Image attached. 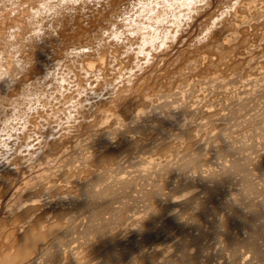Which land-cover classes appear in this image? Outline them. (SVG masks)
<instances>
[{
	"label": "bare ground",
	"instance_id": "1",
	"mask_svg": "<svg viewBox=\"0 0 264 264\" xmlns=\"http://www.w3.org/2000/svg\"><path fill=\"white\" fill-rule=\"evenodd\" d=\"M3 1V0H2ZM1 1V2H2ZM4 1H6V0H4ZM10 1V0H9ZM8 1V2H9ZM36 1V0H35ZM42 0H40V2H41ZM45 1V0H44ZM53 0H46L44 3H42L41 2V4H42V9H40V8H38L37 9V5L36 6H34V7H36V10H34L33 11V15H37V14H43V11L44 12H47V11H52V10H54L55 11V9L57 8V7H59L61 4H63V3H70V2H73V4H75L74 2H77V3H79L78 2V0H56L57 1V3L59 4H57L56 3V5H54L53 4V2H55V1H53ZM59 1V2H58ZM89 1V0H88ZM88 1L86 0V4H88ZM91 1V3H92V0H90ZM101 1V0H100ZM102 1H104V0H102ZM101 1V2H102ZM106 1H108V0H105V2ZM113 1V0H112ZM111 1V2H112ZM116 1V2H115ZM114 1V3H117L118 1L117 0H115ZM122 1V0H121ZM132 1V0H131ZM227 2H228V0H226ZM249 1V0H248ZM247 0H243V1H239V2H236V3H238L237 4V8H236V10L234 9V11L232 10V11H230V13H229V17H225L226 19H224L223 21H222V23H224V25L222 26L221 25V23H219V24H215L214 22L211 24V22H208L207 23V25H208V28H207V25H206V28L208 29V30H211V32H213L215 29H216V31H217V25H219L220 27H221V29L220 30H218V31H220V32H218V33H220V37H219V41L217 42V41H214L213 43H212V41H211V43L209 42V39H208V42L210 43L209 45H208V43L207 42H205L206 43V45L207 46H205L203 49H202V52L201 53H199V52H197V54L199 53V55H197L196 56V53H195V50L196 49H194V59L192 60V61H194V60H196V62L197 63H199L200 64V67H202L204 70H205V72L206 73H208L213 67H216V69L218 68V65H220L221 64V58L223 59L222 61H226V58L225 57H228V59L230 60H227V61H229V63H227L226 64V62H225V72H227V73H230V72H236L237 71V76H238V74H239V76L241 77V79H242V76L244 77L245 75H246V73L244 74V71L246 70V69H249V71L251 70V73L254 75L255 74V72H256V74H258L259 72H260V70H259V68H261V67H259L260 66V64H261V62L260 61H258V59H257V56H258V54H259V50H261L260 48H258V46H262V45H264V0H251L250 2H248ZM1 2H0V4H1ZM22 2V1H21ZM32 2V1H31ZM38 2V1H37ZM82 2V7L81 8H83V2L84 1H81ZM95 2H98V3H94L95 4V6H100V4H99V1H96L95 0ZM124 2V1H123ZM122 2V3H123ZM126 2H128V1H126ZM130 2V1H129ZM128 2V4H130ZM133 2H135V1H133ZM202 2H203V4H202ZM211 0H143V1H140V3L138 4L139 6H137L138 7V9H137V11H136V13H134V14H132L131 16H130V18H131V21H130V23L127 25V27H128V31L130 32V33H132V35L133 34H135L136 36H135V38H137L136 40L138 41V47H135L134 45V48H138L137 50H138V52L136 53L137 55H140V54H143V58H145L146 59V57L148 58L149 56H151V57H153L152 58V60H153V62L155 61L154 59L156 58V56L158 55V53H154V56H152L153 55V50H156L157 49V51H158V48L160 47V46H162V45H165V44H167L168 45V42H169V40L171 39V40H174V38L177 36L178 37V33H179V31L180 30H182L181 29V27H183L184 28V25H185V27H186V24H188L189 23V21L190 20H192L193 18L192 17H194V13L196 12L197 14H198V12L200 11V10H202L203 9V13H204V10H207V9H210V4L212 3L213 4V2H211ZM215 2V1H214ZM219 2V1H218ZM221 2V1H220ZM223 2V1H222ZM227 2H225V4L227 3ZM232 2H233V0H232ZM5 3V2H4ZM14 3V2H13ZM19 3V2H18ZM35 3V2H34ZM76 3V4H77ZM90 3V2H89ZM90 3V4H91ZM106 3H109V2H106ZM106 3H105V5H106ZM113 3V4H114ZM200 3V4H199ZM2 4H3V2H2ZM1 4V5H2ZM6 4V3H5ZM20 4V3H19ZM22 4V3H21ZM40 4V5H41ZM71 4V3H70ZM70 4H69V7H72L73 8V6H70ZM81 4V3H80ZM131 4H132V2H131ZM135 4V3H134ZM215 4V3H214ZM7 5V4H6ZM14 5H16V3L14 4ZM13 5V6H14ZM34 5V4H33ZM38 5H39V3H38ZM58 5V6H57ZM66 4H64V6H65ZM72 5V4H71ZM92 5V4H91ZM109 5H111V4H109ZM125 5H126V3L124 2V8H125ZM133 5V4H132ZM131 5V6H132ZM136 5V4H135ZM219 5V4H218ZM222 5H223V3H222ZM227 6L226 7H230V9L232 8V5H229V4H226ZM234 5V4H233ZM17 6V5H16ZM86 7L84 8V10L86 9L87 10V8H88V10H89V8L91 7L89 4H88V7H87V5H85ZM90 6V7H89ZM95 6H92L93 8L95 7ZM120 6H123V5H121L120 4ZM128 6V5H127ZM213 6V5H212ZM3 7V6H2ZM21 7V6H20ZM23 7V6H22ZM27 7V6H26ZM40 7V6H39ZM61 7V6H60ZM59 7V8H60ZM66 7V6H65ZM75 7H76V5H75ZM103 8H106V6L104 7V4H103V6H102ZM101 7V8H102ZM108 7V6H107ZM134 7V6H133ZM132 7V8H133ZM224 7V6H223ZM223 7H220V8H222V9H224V12H222V14H224V13H226V12H229V11H226L225 12V8H223ZM228 7V8H229ZM1 8V7H0ZM10 8V7H9ZM12 8H14V7H12ZM33 8V7H32ZM58 8V9H59ZM62 8V7H61ZM61 8H60V10H61ZM64 8V7H63ZM71 8V10L72 11H70V9L68 10L67 9V7H66V12H67V10L69 11L68 13H70L71 14V12H72V14H75V12H73V9ZM80 8V9H81ZM111 8V7H110ZM112 8L114 9V7L112 6ZM130 8V7H129ZM131 8V9H132ZM2 9V8H1ZM18 9V8H17ZM75 9V8H74ZM92 9V8H91ZM96 10H97V8H95ZM109 8H107V10H108ZM117 9H118V6H117ZM116 9V7H115V9L114 10H117ZM120 10H122L121 8H119ZM221 9V10H222ZM4 10H5V7H4ZM12 10V9H11ZM10 10V11H11ZM28 10V9H27ZM57 10V9H56ZM65 10V9H64ZM83 10V9H82ZM96 10H94V11H92L91 12V10H89V12H91L90 14H91V16H92V13L94 12L95 13V11ZM113 10V12H115ZM120 10H118V12L120 11ZM125 10V9H124ZM126 10H128V7L126 8ZM125 10V11H126ZM134 10V9H133ZM136 10V9H135ZM211 10V9H210ZM220 10V9H219ZM219 10H217V11H219ZM12 11H15V10H12ZM29 11H30V9H29ZM29 11H26L27 12V14H28V12ZM40 11H42L41 13H40ZM57 11H59V10H57ZM75 11H78V9L76 10L75 9ZM81 11V10H80ZM79 11V12H80ZM97 11H100V7H99V10H97ZM109 11V10H108ZM108 11H106V12H108ZM130 11L131 10H129L128 12L130 13ZM213 11V10H212ZM6 12V11H5ZM19 12V11H18ZM25 12V11H24ZM78 12V13H79ZM82 12V11H81ZM122 12V11H121ZM128 12H127V14H128ZM133 12V11H132ZM200 12H202V11H200ZM199 12V13H200ZM234 12V13H233ZM10 13V12H9ZM12 13H15V12H12ZM23 13V12H22ZM48 13V12H47ZM59 13V12H58ZM62 13H65V11L63 12L62 11ZM67 13V14H68ZM83 13V12H82ZM87 13V12H86ZM99 13H102V10H101V12H99ZM104 13V12H103ZM116 13V12H115ZM195 13V14H196ZM3 14H5L6 15V13H2V15ZM17 14V13H16ZM21 14V13H20ZM20 14H18V15H20ZM26 14V15H27ZM52 14V13H51ZM54 14V13H53ZM57 14V13H56ZM61 14V13H60ZM60 14H58V16L60 15ZM77 14V13H76ZM88 14V13H87ZM89 14V15H90ZM95 14H97V13H95ZM107 15H108V13H106ZM123 13H121V15H122ZM125 14V13H124ZM127 14H125L126 16H127ZM1 15V14H0ZM25 15V14H24ZM30 15H32V14H30ZM30 15H29V18H31L30 17ZM38 15V16H39ZM44 15V14H43ZM69 15V14H68ZM78 15V14H77ZM81 14H79V16H80ZM86 14H84V16H85ZM89 15H86V17H88ZM110 16H112L113 17V15H111V14H109ZM117 15H119V13L117 14ZM208 15V14H207ZM212 15V14H211ZM216 15V18L218 19V18H220L221 17V15H219V13H218V15L220 16H218L217 14H215ZM214 15V16H215ZM4 16V15H3ZM2 16V18H4L5 19V16L3 17ZM15 16V15H14ZM21 16H22V14H21ZM37 16V17H38ZM48 16H49V14H48ZM47 16V17H48ZM54 16V15H53ZM62 15H60V17H61ZM69 16H71V15H69ZM73 16V15H72ZM71 16V17H72ZM84 16H82V17H84ZM93 16H94V14H93ZM98 15H95V17H97ZM102 16V15H101ZM100 16V17H101ZM109 16V17H110ZM126 16H125V18H126ZM196 16V15H195ZM201 16V15H200ZM205 16H206V14H205ZM9 17V16H8ZM13 17V16H12ZM36 17V16H35ZM35 17H33V18H35ZM40 17V16H39ZM38 17V18H39ZM47 17H45L44 16V18L46 19ZM52 16L50 15V17H48L49 19L51 18ZM56 17V16H55ZM55 17H53V18H55ZM64 17H66V15L64 16ZM78 17V16H77ZM81 17V18H82ZM95 17H94V19H95ZM108 17V16H107ZM109 17H108V19L107 20H109ZM121 17V16H120ZM122 17H124V15L122 16ZM128 17H129V15H128ZM128 17H127V19H128ZM197 18H198V16H196ZM202 17H204L203 15H202ZM209 17V16H208ZM211 17V16H210ZM209 17V18H210ZM18 18V17H17ZM26 18V17H25ZM29 18H27V19H29ZM47 18V19H48ZM63 18V17H62ZM67 18V17H66ZM65 18V19H66ZM76 19V17H73V18H71V19ZM80 18V19H81ZM92 18V17H91ZM91 18L89 17V19H90V21H91ZM111 18V17H110ZM118 18V17H117ZM124 18V19H125ZM222 18V17H221ZM16 19V18H15ZM15 19H13V20H15ZM20 19V18H19ZM40 19H42L43 20V17L42 18H40ZM61 19V18H60ZM69 19V18H68ZM68 19H66V20H68ZM71 19H69V20H71ZM86 19V18H85ZM97 19V18H96ZM99 19H101V18H99ZM104 19H105V15H104ZM105 19V20H106ZM119 19V18H118ZM117 19V20H118ZM189 19V20H188ZM201 19V18H200ZM204 19V18H203ZM206 19V18H205ZM208 19V18H207ZM1 20L2 19H0V23H1ZM12 20V19H11ZM17 20L18 19H16L15 20V23H14V21H11V22H13L12 24H14V25H16L17 26V23L19 22V20H18V22H17ZM21 20V19H20ZM24 20V19H23ZM31 20V19H30ZM33 20V19H32ZM38 20L39 19H37L36 21L38 22ZM42 20H40V22L42 21ZM51 20V19H50ZM55 20V19H54ZM58 20V19H57ZM63 19H61L60 21H62ZM68 20V21H69ZM77 20V19H76ZM78 20H79V17H78ZM93 20V19H92ZM106 20V21H107ZM111 20V19H110ZM113 20H115V19H113ZM112 20V21H113ZM194 20H195V18H194ZM193 20V21H194ZM212 21H213V17H212V19H211ZM210 20V21H211ZM4 21V20H3ZM2 21V22H3ZM9 21V20H8ZM25 21V20H24ZM34 21V20H33ZM32 21V22H33ZM36 21H34L33 23H35ZM49 20H47V23H50L51 21H53V20H51V21H49ZM59 21V20H58ZM72 21L73 20H71L70 22H71V24L70 25H74V22H73V24H72ZM87 21V19L85 20V22ZM101 21V20H100ZM105 21V23L104 24H106L107 22ZM116 21V20H115ZM120 21V20H119ZM125 21H126V19H125ZM201 22H203L202 20H200ZM200 21H199V23H200ZM208 21H209V19H208ZM10 22V21H9ZM32 22H27V23H32ZM43 22H45V21H43ZM43 22H41V23H43ZM56 23H57V21H55ZM65 22V21H64ZM82 22H84V21H82ZM84 22V23H85ZM102 22V21H101ZM101 22H97L98 24L96 25V26H100V24H101ZM111 22V21H110ZM121 22H123V21H121ZM120 22V23H121ZM205 22H207V20L205 21ZM218 22V21H217ZM216 22V23H217ZM219 22H220V20H219ZM6 23H8V22H6ZM47 23H44L45 25L47 24ZM63 22H61L60 24H62ZM66 23V25H67V22H65ZM76 23V22H75ZM103 23V22H102ZM119 23V24H120ZM126 23V22H125ZM191 23V26H192V23L193 22H190ZM195 23V22H194ZM194 23H193V25H194ZM8 24H10V23H8ZM21 23H18V25H20ZM40 24V23H39ZM53 24L54 23H52V26H53ZM90 24V23H89ZM92 24V23H91ZM94 24H96V21L94 22ZM108 25H111V24H109V22L107 23ZM114 24H118V23H114ZM122 24V23H121ZM121 24H120V27H123V26H121ZM182 24H184V25H182ZM206 24V23H205ZM13 25V27H15ZM29 25V24H28ZM35 25H37V24H35ZM48 25V24H47ZM46 25V26H47ZM65 25V24H64ZM78 28H76V27H74L73 29H77V30H73L72 28H70L71 30L70 31H72V32H76L75 34H76V37L78 38V36H81L82 34H84V31L86 30H84V28H83V25H82V23L81 24H79V22H78ZM103 24H101V26H102ZM113 25V24H112ZM123 25H124V23H123ZM126 25V24H125ZM124 25V26H125ZM204 25V24H203ZM214 25H216L215 27H214ZM8 26V25H7ZM22 26V25H21ZM21 26L19 27V28H21ZM27 26V25H26ZM25 26V27H26ZM39 26V25H38ZM41 26H42V24H41ZM56 26V25H55ZM62 26V25H61ZM85 26H87V25H85ZM84 26V27H85ZM91 25H89V27H90ZM190 26V25H189ZM9 27V26H8ZM29 27V26H28ZM42 27H44V26H42ZM57 27H59V22L57 23ZM64 27V26H63ZM67 27V26H66ZM88 27V28H89ZM92 27V26H91ZM105 27V26H104ZM111 27H113V26H111ZM114 27H115V31L116 32H114V36L115 37H121V38H123L125 35V33H123L124 31L123 30H121V29H119V31L121 30V31H123V32H120V34L122 33V35H124L123 37L122 36H120L118 33H117V30L116 29H118V27H119V25H118V27L116 28V26L114 25ZM113 27V28H114ZM5 28V27H4ZM12 28V27H11ZM18 28V27H17ZM16 28V29H17ZM19 28H18V30H19ZM23 28H24V26H23ZM34 28H35V26H34ZM33 28V29H34ZM37 28H39V27H37ZM36 28V29H37ZM41 28V27H40ZM46 28V27H45ZM48 28V27H47ZM54 28V27H53ZM87 28V29H88ZM100 28V27H99ZM103 28V27H102ZM113 28H112V30H113ZM190 28V27H189ZM198 28H201L200 26H198ZM203 28V27H202ZM215 28V29H214ZM219 28V27H218ZM15 29V30H16ZM32 29V28H31ZM32 29V31H34ZM55 29H56V27H55ZM62 29V28H61ZM65 29V28H64ZM105 29H106V27H105ZM105 29H102V32L104 31V33L106 34V32H105ZM108 29L109 28H107V32H108V34H111V33H113V31L111 32V33H109V31H108ZM185 29V31L187 32L188 30H190V29H188V26H187V29L188 30H186V28H184ZM184 29H183V31H184ZM204 29L205 28H203V31H204ZM214 29V30H213ZM3 30V29H2ZM14 30V29H13ZM25 30V29H24ZM40 30H42V29H40ZM49 30V29H48ZM57 30V29H56ZM55 30V31H56ZM69 30V29H68ZM90 30V29H89ZM96 30L98 31L99 29H97L96 28ZM96 30H94L95 32H93L92 31V28H91V31L93 32L92 33V35L94 34V33H96ZM100 30H101V28H100ZM99 30V31H100ZM110 30V29H109ZM126 30V29H125ZM200 30V29H199ZM25 31H27V30H25ZM37 30H35L34 32H36ZM38 31H39V29H38ZM43 31V30H42ZM50 31V30H49ZM55 31L53 32V30H52V32L53 33H51V35L52 36H54L53 34L55 33ZM65 32H66V30H64ZM9 32V31H8ZM13 32H15V31H13ZM12 32V33H13ZM28 32V31H27ZM41 32V31H40ZM44 32V31H43ZM59 32H60V29H59ZM58 31H57V33L58 34H60ZM68 32V31H67ZM86 32V31H85ZM89 32V31H88ZM182 32V31H181ZM193 32V31H192ZM205 32V31H204ZM2 33V32H1ZM4 33H6V31L4 32ZM9 33H11V30H10V32ZM19 33V32H18ZM22 33V32H21ZM30 33V32H29ZM45 33V32H44ZM48 34L50 33V32H47ZM61 33H63V32H61ZM98 33V34H97ZM96 33V35H99V33L100 32H97ZM104 33H103V35H104ZM129 33V34H130ZM214 33H215V31H214ZM3 34V33H2ZM8 34V33H7ZM17 34V33H16ZM48 34L46 35V36H48ZM75 34H71L72 36L73 35H75ZM107 34V35H108ZM128 34V33H127ZM127 34H126V37H128L127 36ZM181 34V33H180ZM184 33L182 32V35H183ZM186 34V33H185ZM210 33H208V35H209ZM216 34V33H215ZM215 34H214V37L213 38H215L216 36H215ZM11 35V34H10ZM17 35H19V34H17ZM16 35V36H17ZM24 34H22V36H23ZM26 35V34H25ZM28 35V34H27ZM31 35H35V36H37L38 34L37 33H35V34H31ZM30 35V36H31ZM42 35H43V33H42ZM41 35V36H42ZM45 35V34H44ZM64 35H66V34H64ZM69 35H70V33H69ZM70 35V37L69 38H71L72 36ZM84 35H87L86 33L84 34ZM100 35H101V33H100ZM99 35V36H100ZM106 35V36H107ZM192 35V34H191ZM202 34H200V36H201ZM212 35V34H211ZM12 36H15V33H14V35L12 34ZM21 36V35H20ZM35 36H33V37H35ZM49 36H50V34H49ZM63 36V35H62ZM88 36V35H87ZM86 36V37H87ZM89 36H90V34H89ZM88 36V37H89ZM204 36H206V35H204ZM4 37V35L1 37V38H3ZM5 37H6V39L8 38L6 35H5ZM61 37V36H60ZM60 37L58 38V39H60ZM67 37V36H66ZM75 36H73L72 38H74ZM87 37V38H88ZM98 37V36H97ZM104 39H105V37L104 36H102ZM109 37V36H108ZM129 37H131V35L129 36ZM134 37V36H133ZM206 37H208V36H206ZM10 36H9V38H8V41L10 40ZM17 38V37H16ZM15 38V39H16ZM19 38H21L22 39V37H19ZM18 38V39H19ZM25 38V37H24ZM37 38V37H36ZM38 38H39V36H38ZM37 38V39H38ZM47 38V37H46ZM53 38V37H52ZM51 38V39H52ZM56 38V37H55ZM63 38V37H62ZM61 38V39H62ZM72 38H71V40H72ZM76 38V39H77ZM100 38V37H99ZM112 38V37H111ZM114 38V37H113ZM135 38H133V40L135 41ZM198 38V37H197ZM200 38V37H199ZM202 38V37H201ZM209 38V37H208ZM210 38H212V37H210ZM13 39V38H12ZM11 39V40H12ZM14 39V41L16 42V40ZM30 39H33L32 37H30ZM41 39H42V37L39 39L40 40V42H41V44H42V41H44V40H42L41 41ZM43 39H45V38H43ZM50 39V38H49ZM50 39V40H51ZM60 39V40H61ZM66 39H68V37L66 38ZM65 39V40H66ZM82 39L84 40L85 38L82 36ZM81 39V40H82ZM95 40H97L96 38H94ZM101 39V38H100ZM99 39V40H100ZM103 39V40H104ZM109 39H110V37H109ZM117 39V38H116ZM120 39V38H119ZM177 39V38H176ZM193 39V38H192ZM195 39V38H194ZM203 39V38H202ZM221 39V40H220ZM1 41L0 42H2L3 41V39H0ZM36 40V39H35ZM34 40V41H35ZM48 40V39H47ZM50 40H49V42H50ZM78 40V39H77ZM77 40H73V41H77ZM82 40V41H83ZM86 40V39H85ZM111 40V39H110ZM110 40H108L110 43H111V41ZM122 40V39H121ZM124 40H125V37H124ZM124 40H122V41H124ZM126 40H128V39H126ZM130 41L132 40V38L131 39H129ZM133 40L131 41L132 42V44H134V42H133ZM204 40H205V37H204ZM7 41V42H8ZM20 41V40H19ZM25 41V40H24ZM29 43H30V41L29 40H27ZM26 41V42H27ZM33 41V40H32ZM38 41V40H37ZM55 41V40H54ZM79 41L80 40H78V43L77 42H75L76 44H79ZM87 41V40H86ZM90 41V43H91V40H89ZM88 41V42H89ZM101 41H102V39H101ZM104 41H106L107 42V39L106 40H104ZM104 41H102V42H104ZM178 41V40H177ZM197 41V40H196ZM195 41V43H197ZM199 42H201L200 40H198ZM4 42V41H3ZM2 42V43H3ZM5 42H6V40H5ZM11 42V41H10ZM10 42H8V43H10ZM21 42V41H20ZM27 42V43H28ZM36 42V41H35ZM39 42V41H38ZM40 42H39V45H40ZM60 42V41H59ZM66 42V41H65ZM64 41H63V44L65 43ZM69 42V41H68ZM88 42H85L86 44L88 43ZM93 42V41H92ZM97 42H98V40H97ZM102 42L100 43V48L98 49V52H95V51H97V49L94 47V52L95 53H97L98 54V56L97 57H92L93 55H94V52H93V55L91 56L92 58H88L89 60H87V61H84V58H80V64H79V59H78V57H85V58H87V57H90L89 55H91V54H89L88 55V50H87V52H85V53H83V51L81 52L80 50L82 49L83 50V48H79L78 50L80 51V53H75V54H72L73 52L72 51H74V50H77V49H75V46H74V50L73 49H71L72 51H71V53H70V55L72 54V56L74 55V58L73 59H71V60H73L74 61V64L75 63H78V64H76V66H77V68L79 67L80 68V70H84L85 72H84V74H90V75H92V76H90L89 75V77L91 78V77H93L94 76V78H93V80H95V78H97L96 79V82L97 81H99L100 79H102L103 78V80L104 81H107L106 79H109V78H106V77H110L111 76V74H109L110 72V70L113 72V71H115L114 72V74L116 75V73H118V72H116L117 70H121L122 68L124 69H126L127 70V60L125 61V59H123V58H120V52L118 51V52H116V50L114 49H111V48H113V47H111L112 46V44L111 45H109V44H105V43H103V44H105V45H102ZM116 41H114V43H115ZM119 42V41H118ZM117 42V43H118ZM121 42V41H120ZM194 42V41H193ZM198 42V43H199ZM203 41H202V43H204ZM257 42H259V44L257 43ZM22 43V42H21ZM53 43V41L51 42V44ZM60 43H62V42H60ZM60 43H58L59 44V46L61 45ZM67 43V42H66ZM72 42H70V44H71ZM80 43H83V44H85L84 42H80ZM117 43H115V44H117ZM126 43H128L129 44V41L128 42H126ZM170 43V42H169ZM179 43H180V41H179ZM197 43V44H198ZM255 43H257V47L256 48H252V49H249V46H253V44H255ZM5 44H7V43H5ZM12 44H13V42H12ZM15 44V43H14ZM20 44V43H19ZM19 44H17L16 46L14 45V47L16 48ZM23 44V43H22ZM22 44H20V45H22ZM34 44V43H33ZM37 44V43H36ZM44 44V43H43ZM47 44H48V41H47ZM47 44H45V45H47ZM69 43H67V45H68ZM69 44V45H70ZM85 44V45H86ZM98 44V43H97ZM97 44H96V46H97ZM122 44H124L123 42H121V45ZM127 44V45H128ZM131 44V43H130ZM129 44V45H130ZM173 44H175L174 43V41H173ZM181 44V43H180ZM200 44V43H199ZM7 45H9L10 46V44H7ZM19 45V46H20ZM24 45V44H23ZM25 45H27V44H25ZM30 46H32L31 44H29ZM38 45V44H37ZM37 45L35 46V47H37ZM45 45H43V46H45ZM49 46H50V44H48ZM54 45H57L56 43L54 44H52V47L54 46ZM65 46H66V44H64ZM64 45L63 46H60V47H64ZM74 45V44H73ZM81 45V44H80ZM79 45V46H80ZM84 45V46H85ZM90 45V44H89ZM94 45V44H93ZM118 45V44H117ZM127 45L126 44H124L123 46H122V48H121V50L122 49H124V50H126L125 48H123L124 46L127 48ZM128 45V46H129ZM136 45V44H135ZM181 45H183V42H182V44ZM2 46V45H1ZM1 46H0V49H1ZM48 46V47H49ZM58 46V47H59ZM83 46V45H82ZM83 46V47H84ZM88 46V45H87ZM95 46V45H94ZM110 46V47H109ZM120 46V45H119ZM166 46V45H165ZM175 46V45H174ZM178 47H179V44L177 45ZM184 46V45H183ZM186 46V45H185ZM188 46V45H187ZM255 46V45H254ZM4 47V46H3ZM5 47H7V46H5ZM5 47H4V49H5ZM11 47H13V46H10V48ZM13 47V48H14ZM39 47V46H38ZM48 47L46 46V48H47V50H48ZM52 47H50V48H52ZM68 47V46H67ZM70 47V46H69ZM77 48H78V45L76 46ZM90 47V46H89ZM89 47H87V48H89ZM91 47H92V45H91ZM99 47V45L97 46V48ZM129 47H131V45L129 46ZM128 47V48H129ZM182 47V46H181ZM189 47V46H188ZM219 47H221L222 49H223V51H221V50H219V49H217V51L218 52H222V53H220L219 55H218V52H217V56H215L216 55V52H215V54H214V57H213V55L211 56V54L212 53H214L213 51H215V48H219ZM20 48H22L21 46H20ZM29 48V47H28ZM31 48V51H33L32 50V47H30ZM43 47H41V49H42ZM45 48V47H44ZM45 48V49H46ZM53 48H55V47H53ZM61 48V49H62ZM114 48H115V45H114ZM133 48V47H132ZM161 48V47H160ZM168 48V47H167ZM183 48V47H182ZM194 48V47H193ZM196 48V47H195ZM200 48V47H199ZM264 48V47H263ZM3 49V48H2ZM1 49V51H2V54H3V51H7V50H2ZM8 49V48H7ZM24 49V48H23ZM23 49H22V51H23ZM33 49H34V47H33ZM45 49H44V51H45ZM56 49H58V48H56ZM56 49H54V50H56ZM60 49V48H59ZM60 49V50H61ZM66 48H64V50H65ZM85 49H86V47H85ZM90 49L91 48H89V52H90ZM96 49V50H95ZM116 49L118 50V48L116 47ZM164 49V48H163ZM163 49H162V51H163ZM169 49V48H168ZM172 49V48H171ZM171 49H169V50H171ZM176 49V48H175ZM186 49V48H185ZM190 49V48H189ZM214 49V50H213ZM11 50V53H12V49H10ZM18 50V48L16 49V50H14V51H17ZM20 50V49H19ZM19 50H18V52H19ZM36 50V49H35ZM67 50H68V48H67ZM66 50V51H67ZM70 50V49H69ZM77 50V51H78ZM120 50V51H121ZM128 50V49H127ZM133 50H135V49H132V51ZM137 50H135V52L137 51ZM167 50V49H166ZM165 49H164V51H166ZM168 50V51H169ZM177 50H179L178 48H177ZM182 50V52H183V49H181ZM188 50V49H187ZM199 50V49H198ZM204 50V51H203ZM22 51H21V53L19 54H14V55H21V54H24V53H22ZM25 51H26V48H25ZM27 51H28V49H27ZM37 51H39L38 49H37ZM130 51H131V49H130ZM131 51V52H132ZM161 51V52H162ZM167 51V52H168ZM173 51V50H172ZM189 51V50H188ZM209 51H212V53H209ZM262 51V53L264 52L263 51V49L261 50ZM29 53H30V51H28ZM40 52H41V50H40ZM39 52V54L41 55V53ZM43 52V51H42ZM47 52V51H46ZM58 53H59V51H57ZM68 52V51H67ZM74 52H76V51H74ZM129 52V51H128ZM134 52V51H133ZM155 52V51H154ZM175 52V51H174ZM182 52H180L181 54H183ZM191 52V51H190ZM189 52V53H190ZM4 53H6V52H4ZM8 54H9V51L7 52ZM6 53V54H7ZM10 53V54H11ZM32 53V52H31ZM35 53L36 52H34L33 54L35 55ZM56 53V51L54 52V54ZM61 53H63V52H61ZM60 53V54H61ZM87 53V54H86ZM164 53V52H163ZM169 53V52H168ZM167 53V54H168ZM176 53V52H175ZM174 53V54H175ZM178 54H179V52H177ZM186 53H187V51H186ZM262 53H260V54H262ZM26 54V53H25ZM28 54V53H27ZM37 54V53H36ZM38 54V55H39ZM44 54H46V53H44ZM49 54H50V52H49ZM64 56L66 57V55H67V53H65V51H64ZM124 54V53H123ZM126 54H127V52H126ZM162 54V53H161ZM171 54V53H170ZM188 54V53H187ZM186 54V55H187ZM191 54L192 53H190V57H191ZM259 54V55H260ZM14 55H12V56H14ZM31 55V54H30ZM29 55V56H30ZM46 55H48V54H46ZM63 55V54H62ZM69 55V54H68ZM70 55H69V57H70ZM136 55V56H137ZM163 55V54H162ZM166 55V54H165ZM11 56V55H10ZM9 56V57H10ZM42 56V55H41ZM41 56H36V57H41ZM50 56V55H49ZM58 57H59V55H57ZM123 56V55H122ZM125 56V55H124ZM123 56V57H124ZM127 57H128V54L126 55ZM133 56V55H132ZM134 56H135V53H134ZM177 56V54L175 55V60L174 59H172L173 58V55H172V58H170L171 60V63H172V60H174V62L173 63H175V62H178L177 61V59L176 58H178V59H180V57L178 56V57H176ZM262 56V60H263V56H264V54L263 55H261ZM1 58H3L4 59V55L3 56H0ZM8 57V58H9ZM15 57V56H14ZM35 56H34V58H36ZM47 57V56H46ZM53 57H54V59H57L56 58V56H54L53 55ZM52 57V58H53ZM127 57H124V58H127ZM155 57V58H154ZM166 57V56H165ZM165 57L163 58V59H165ZM183 57H184V55H183ZM189 57V56H188ZM17 59H18V57H16ZM15 58V62L17 61V59ZM21 58H22V56H21ZM30 58L32 59H29L30 61H33V57H31L30 56ZM49 58H51V57H48V59ZM61 58V57H60ZM131 58V55H130V57L129 58H127L128 60ZM134 57H132V59H133ZM143 59L142 58V56H140V57H138V58H134L135 59V61H136V59ZM150 58V57H149ZM147 59V60H149L150 61V59ZM162 58V57H161ZM167 58H169V57H167ZM167 58H166V60H167ZM193 58V57H192ZM192 58H190V59H192ZM225 58V59H224ZM258 58H261V57H259L258 56ZM6 59V58H5ZM26 59H28V58H26ZM42 59V58H41ZM47 59V58H46ZM46 59H44V60H46ZM66 59H67V57L65 58V61H66ZM82 59V60H81ZM132 59L130 60V61H132ZM163 59H162V61H163ZM188 59V58H187ZM7 61H8V59H6ZM6 60H5V65H6ZM11 60H13V59H10V64H8L9 66H7L6 68L4 67V65H0V67L1 66H3V71L5 72V69L6 70H10V72H12L11 70H13L14 68H16L15 66H16V64L18 63V64H21V62H24V61H26V60H22L20 63L19 62H17V63H15V66L12 64V61ZM21 59H19V61H20ZM40 60V59H39ZM44 60H41L40 62H42V61H44ZM50 60V59H49ZM52 60V59H51ZM58 60V59H57ZM60 60V59H59ZM61 60H63V59H61ZM60 60V61H61ZM70 60V61H71ZM147 60H146V63H148L147 62ZM159 60V59H158ZM180 60H182V59H180ZM184 60V59H183ZM261 60V61H262ZM0 61H3V60H1L0 59ZM47 61V60H46ZM68 61H69V58H68ZM142 62V61H145V60H138V61H136V62H138V64H139V62ZM168 61V60H167ZM9 62V61H8ZM29 62V61H28ZM27 61H26V65L28 64L29 65V63H28ZM38 62V61H37ZM63 62H64V60H63ZM72 62V61H71ZM71 62H69V66H70V64H71ZM126 62V63H125ZM161 62V61H160ZM183 62V61H182ZM195 62V61H194ZM264 61H262V65L264 64L263 63ZM1 63H3V62H1ZM52 63V62H51ZM55 63V62H54ZM56 63H58V62H56ZM56 63L54 64V65H56ZM59 63H61V62H59ZM58 63V64H59ZM73 63V62H72ZM143 63H145V62H142V64ZM162 63V62H161ZM163 63H164V61H163ZM170 62H168V64H169ZM179 63L181 64V62L179 61ZM190 63H191V61L189 62L188 60H187V62L185 63H183L182 64V66H181V70H182V72H181V74L183 73V71H186V69H188L187 70V72H186V74H188V75H194V74H196L194 71L196 70L197 71V69H195V68H193L194 67V64H193V66L192 65H190ZM18 64H17V67H18ZM25 64V63H24ZM31 64H32V62H31ZM42 64H44V63H42ZM46 64V63H45ZM47 64H48V61H47ZM50 64V63H49ZM47 65V67L48 66H50V65ZM63 63H61L60 65H62ZM65 64H66V62H65ZM130 64V62L128 61V65ZM132 64H133V62H132ZM136 64V63H135ZM138 64H136V65H138ZM153 63H150V66L152 65ZM157 64H158V62H157ZM165 64H167V62L165 63ZM25 65V67L26 68H28L29 69V67L28 66H26ZM73 65V64H72ZM112 65L114 66L113 68H111L112 67ZM125 65L127 66V67H125ZM140 65V64H139ZM138 65V66H139ZM145 65V64H144ZM146 65H148V64H146ZM145 65V66H146ZM159 65V64H158ZM223 65H224V63H223ZM30 66V65H29ZM34 66H38V65H35V59H34V64H33V67ZM52 66V65H51ZM63 66V68H62V71L61 72H63V69H64V65H62ZM66 66V65H65ZM68 66V64H67V67H66V69L69 67ZM74 66V65H73ZM111 66V67H110ZM133 66V65H132ZM137 66V67H138ZM141 66V65H140ZM149 66V67H150ZM153 66V65H152ZM155 66V65H154ZM160 66L162 67V66H164V64L162 65V64H160ZM160 66H158V68L160 67ZM167 66V65H166ZM171 65H169V67H170ZM174 66H176V64H174ZM197 66H199V65H197ZM222 66V65H221ZM22 67V66H21ZM21 67H19V68H21ZM24 66H23V68L22 69H24L25 68ZM44 67V66H43ZM60 67V66H59ZM117 67H119V69L117 68ZM148 66H146V68H145V70L146 69H150ZM156 67V66H155ZM165 67V66H164ZM168 67V68H169ZM179 67V66H178ZM263 67H264V65H263ZM262 67V68H263ZM5 68V69H4ZM18 68V69H19ZM36 68V67H35ZM52 68V73L54 72L53 70H55L56 68H57V66L55 67V69L53 68V67H51ZM77 68H75V69H77ZM78 68V69H79ZM129 68V67H128ZM131 68V67H130ZM129 68V69H130ZM143 68V67H142ZM142 68H140V69H142ZM157 68V69H158ZM171 69H172V67H170ZM170 68H169V70H170ZM180 68V67H179ZM179 68H177V69H179ZM261 68V69H262ZM31 69V68H30ZM41 69H43V68H40L39 70H41ZM59 69V68H58ZM73 69H74V67H73ZM74 69V70H75ZM117 69V70H116ZM128 69V70H129ZM134 69V68H133ZM139 68H137V70H138ZM140 69L137 71L136 69H134V70H136L137 72H139L140 71ZM154 69V68H153ZM160 69H162V68H160ZM167 71L166 72H169L168 71V69H167V67L165 68ZM173 69H174V67H173ZM172 69V70H173ZM176 69V70H177ZM203 69H200V70H203ZM219 69V68H218ZM224 69V68H223ZM0 70H2V67L0 68ZM38 70V71H39ZM44 70H49V69H47L46 67H45V69ZM65 70V69H64ZM69 70V69H68ZM126 70H124V71H126ZM130 70H132V68L130 69ZM150 70H152V67H151V69ZM156 70V69H155ZM154 70V71H155ZM172 70H170V71H172ZM175 70V69H174ZM173 70V71H174ZM194 70V71H193ZM259 72H258V71ZM7 71V72H8ZM42 71V70H41ZM57 70H55V72L54 73H56L55 74V76L57 75V72H56ZM60 71V70H59ZM77 71V70H76ZM81 71V72H82ZM121 71H123V70H121ZM120 71V73H122ZM149 71V70H148ZM165 71V70H164ZM180 71V70H179ZM179 71H178V73H179ZM216 71H218L219 72V70H216ZM1 72L2 71H0V74H1ZM14 72V71H13ZM16 72H17V70H16ZM24 72H26V71H24ZM24 72L22 71V73L24 74ZM30 72H31V70H30ZM33 72V71H32ZM35 72H36V70H35ZM43 72V71H42ZM45 72V74L48 72V73H50V75H52V73L51 72H49V71H44ZM69 72H70V70H69ZM68 72V73H69ZM72 72H74V71H72ZM80 71H78L77 72V74L79 73ZM127 73H128V71H126ZM125 72V73H126ZM143 72V71H142ZM142 72H141V74H140V76L142 75ZM147 72V71H146ZM150 72V71H149ZM149 72L147 73V75L149 74ZM152 72V73H151ZM150 73L151 74H153V71H151ZM155 72H158V71H155ZM161 72V71H160ZM159 72V73H160ZM165 72V73H166ZM202 72V71H201ZM204 72V71H203ZM221 72V71H220ZM240 72V73H239ZM248 72V71H247ZM263 72V71H262ZM6 73V72H5ZM18 73V72H17ZM17 73H15L14 72V74L15 75H17ZM27 73L29 74V72L27 71ZM38 73V72H37ZM48 73L46 74V76H48ZM68 73L66 72V74L68 75ZM125 74V75H123V76H126V75H128V74ZM135 73V72H134ZM165 73L163 74V76L165 75ZM185 73V72H184ZM183 73V74H184ZM197 73H198V71H197ZM199 73H200V71H199ZM213 73V72H212ZM251 73H249V74H251ZM7 74H9V72L8 73H6V76H7ZM19 75H20V69H19V73H18ZM27 74V75H28ZM31 74V73H30ZM29 74V75H30ZM35 74V73H34ZM39 74V73H38ZM44 74V75H45ZM63 74H64V72H63ZM66 74H65V78L67 77L66 76ZM80 74V73H79ZM82 74H83V72H82ZM94 74V75H93ZM158 74V73H157ZM157 74L155 75V73L153 74V75H155V76H157ZM168 74V73H167ZM166 74V77L164 76V77H162V79H163V82H164V79L165 80H167L168 81V79H167V77L169 76H171V75H173L172 73H170L169 75H167ZM175 74H176V72H175ZM180 74V73H179ZM177 75V76H180V75ZM186 74H184L185 76L184 77H186ZM203 74V73H202ZM209 74V73H208ZM222 74H224V72L222 73ZM226 74V73H225ZM249 74H247V75H249ZM261 74V73H260ZM2 75H5V74H2ZM9 75H11V74H9ZM9 75L7 76V77H9ZM28 75V76H29ZM33 77H34V75H33V73L31 74ZM69 75H73L74 76V74H69ZM68 75V76H69ZM108 75H110V76H108ZM113 75V74H112ZM115 75H113L114 77H115ZM118 75V74H117ZM133 75V74H132ZM132 75H131V77H132ZM137 75H138V73L136 74V75H134L133 77L135 78H132V79H134L133 81H135L136 80V77H137ZM160 75V74H159ZM158 75V76H159ZM175 75V76H176ZM197 75V74H196ZM201 74H198L197 76L199 77ZM205 74H203L202 76H203V79H204V76ZM210 75V74H209ZM214 75V74H213ZM229 76H230V74H228ZM252 75V76H253ZM262 75H263V73H262ZM262 75H260V76H262ZM21 76V75H20ZM24 76H26L25 74H24ZM23 75H22V77H24ZM38 76H40V75H38ZM41 76H42V73H41ZM53 77H55L54 75H52ZM58 77H59V75H57ZM60 76H62V74L60 75ZM73 76H72V78H73ZM75 76H76V72H75ZM75 76H74V78H73V80H75ZM78 76H81V74L80 75H78ZM77 76V77H78ZM120 76V78H121V76H122V74H120L119 75ZM118 76V77H119ZM123 76H122V78H123ZM129 76H130V73H129ZM136 76V77H135ZM143 76V75H142ZM144 76H146V75H144ZM144 76H143V78H144ZM152 76V75H151ZM157 76V77H158ZM161 76H162V74H161ZM183 76V75H182ZM195 76V75H194ZM196 76V77H197ZM229 76H228V78H229ZM234 76V75H233ZM249 76H251V75H249ZM248 76V77H249ZM257 76V75H256ZM264 76V75H263ZM14 77V76H13ZM16 77V76H15ZM14 77V78H15ZM18 77V76H17ZM16 77V78H17ZM27 77V76H26ZM49 77H51V76H49ZM48 77V79H50ZM62 77H64V76H62ZM82 77V76H81ZM80 77V78H81ZM87 77V76H86ZM101 77V78H100ZM131 77L129 78V79H131ZM147 77V76H146ZM157 77H155V78H157ZM168 77V78H169ZM189 76H187V78H188ZM207 77V76H206ZM209 77V76H208ZM234 77H236V74H235V76ZM240 77H236V79L235 78H231L229 81L228 80H224V79H222V81L224 82H222V81H220V82H218V81H216V83L215 82H213L212 80H211V82H213V83H215V88H217L218 87V89H220V88H225V85H226V83H225V81H228V82H230L231 84L232 83H235V82H237V80L240 78ZM259 77V76H258ZM1 78V77H0ZM4 79L6 78L5 76L3 77ZM10 78H12V76L10 77ZM15 78V79H16ZM18 78H21V77H18ZM30 79L32 78V77H29ZM28 78V79H29ZM35 78V77H34ZM39 78V77H38ZM43 78V80L44 79H46L44 76L42 77ZM55 78H57V77H55ZM71 78V79H72ZM80 78H78V79H80ZM82 78H85V75L82 77ZM81 78V79H82ZM89 78V79H90ZM110 78H112V77H110ZM128 78H126V79H128ZM138 78V77H137ZM154 78V79H155ZM160 78V77H159ZM171 78V77H170ZM172 78H174V76L172 77ZM171 78V79H172ZM175 78H177V77H175ZM187 78H185L183 81H185L186 82V79ZM190 78V77H189ZM192 78H195V77H191L190 79H192ZM212 78V77H211ZM218 78V77H217ZM245 78V77H244ZM4 79H2L3 81H4ZM8 79V78H7ZM13 79V78H12ZM14 79V80H15ZM23 79V78H22ZM27 79V80H28ZM41 79V78H40ZM39 79V80H40ZM47 79V80H48ZM59 79H60V77H59ZM56 80V81H53V84L54 85H57V84H55L54 82H57V81H60V80ZM64 79V78H63ZM69 80H71L70 79V77L68 78ZM77 79V78H76ZM77 79V80H78ZM80 79V81L82 82V80ZM86 79V78H85ZM84 79V80H85ZM88 79V78H87ZM146 79V78H145ZM151 79L153 80V78L151 77ZM150 79V76H149V80H151ZM171 79H170V81H171ZM178 79V78H177ZM198 79V78H197ZM201 79V78H200ZM241 79H240V82H241ZM2 80L0 81L1 83H2ZM26 80V81H27ZM51 80H52V77H51ZM51 80H49V83H47V85L49 84V85H51L52 83H50V81ZM54 80V79H53ZM66 79H64V81H65ZM73 80H71L72 82L71 83H69L70 85H71V87H72V83H74L73 82ZM76 80V81H77ZM92 80V79H91ZM91 80H89L90 82H91ZM103 80H100V82H102ZM115 80H117V82L115 81ZM115 80H113V81H115V84H117L118 85V83L120 82V80H121V82H122V84H126V82L127 81H125V79H119V78H117L116 77V79ZM119 80V81H118ZM141 80H142V77H141ZM140 79L138 80L137 79V81H141ZM148 80V79H147ZM148 80V81H149ZM202 80V79H201ZM209 80V79H208ZM217 80V79H216ZM17 81H20V80H18L17 79ZM25 81V80H24ZM25 81V82H26ZM37 81V80H36ZM41 81H42V79H41ZM40 81V82H41ZM75 81V82H76ZM80 81H77V84L78 85H80L81 86V82ZM109 81V80H108ZM107 81V82H108ZM112 81V82H113ZM124 81V82H123ZM133 81L131 80V82L130 83H128L127 84V87H131V85H129V84H132L133 83ZM142 81H144V80H142ZM148 81H146V82H148ZM156 81H159V80H156ZM155 81V82H156ZM175 81H177V80H175ZM174 80H173V82H175ZM247 82H241V85H242V87H244L242 90H239V87L237 88V90H238V93H240L239 95H241V93L244 91V92H246L245 94H244V92L242 93V96H241V98L243 97V95L245 96L248 92H250V94L251 93H253L254 91H256L254 88V90H253V92H251V89H252V87L255 85V86H257L258 85V87L259 88H257V90L259 89V93H260V95H262V96H264V77H259L258 79H252V80H246ZM249 81V82H248ZM5 82H7V81H5ZM5 82H3V83H5ZM28 82V81H27ZM30 82H33L32 84L34 85V82L35 81H32V80H30ZM39 82V83H40ZM43 83H44V81H42ZM45 82H46V80H45ZM48 82V81H47ZM67 82V81H66ZM65 82V83H66ZM95 82V83H96ZM161 82V81H160ZM166 82V81H165ZM179 82V81H178ZM178 82H177V84H178ZM182 82V81H181ZM188 82H190V81H188ZM187 82V83H188ZM197 82H199L198 80H196V83ZM2 83V84H3ZM12 84V82H11V80H10V82H9V79H8V83H5L7 86H8V84ZM16 83V82H15ZM17 83H19V82H17ZM29 83V82H28ZM35 83H38V82H35ZM84 83H86V80L84 81ZM88 83V82H87ZM99 83V82H98ZM103 83H105V82H103ZM103 83H102V85H103ZM141 83V82H140ZM139 83V84H140ZM144 83V82H143ZM151 83H154V82H149V83H146V85L147 84H151ZM172 83V82H166V83H164V84H161L160 86L161 87H166L167 86V89H170V90H172L171 88H169V85ZM176 83V82H175ZM174 83V84H175ZM184 83V82H183ZM187 83H184V84H187ZM194 83H195V81H194ZM193 83V84H194ZM195 83V84H196ZM200 83H203V81H201ZM206 83V82H205ZM218 83V84H217ZM23 83H22V80H21V86H23L22 85ZM26 84V83H25ZM31 84V83H30ZM31 84V85H32ZM45 84V83H44ZM68 84V85H69ZM76 84V83H75ZM76 84V85H77ZM88 84H90V83H88ZM110 85H111V81H110V83H109ZM113 84V83H112ZM136 83H133V85H135ZM142 84V83H141ZM140 84V85H141ZM157 84H159V83H157ZM176 84V85H177ZM183 84V85H184ZM207 84V83H206ZM210 84V83H209ZM212 84V83H211ZM228 84V83H227ZM14 84H12V86H13ZM29 84H27V86H28ZM30 85V86H31ZM36 85V84H35ZM40 85H41V83H40ZM46 84H45V86H47ZM54 85L53 86H51V88L53 87L54 88ZM60 85V84H59ZM86 85V84H85ZM85 85H82V87L84 86V87H90L91 88V84L90 85H87V86H85ZM96 84H94V91H96L95 90V87L96 88H98L99 86V84L98 85H96ZM105 85H107L106 83H105ZM104 85V86H105ZM109 85V86H110ZM120 85V84H119ZM129 85V86H128ZM138 85V84H137ZM140 85H138L137 87V89H139V86ZM145 84L143 85V87L144 86H146ZM153 84H151V86H152ZM155 85H156V83H155ZM172 85H173V83H172ZM171 85V86H172ZM180 85V84H179ZM235 85V84H234ZM250 85H253V86H251V88H245V87H248V86H250ZM1 86V85H0ZM7 86H6V88H7ZM12 86H8V88L9 87H11L10 89H14V86H13V88H12ZM18 86H20L19 84H18ZM20 86V87H21ZM27 86H23L24 88L26 87L27 88ZM42 86V85H41ZM58 86V85H57ZM57 86H56V89H58L57 88ZM60 86H62V84L60 85ZM59 86V87H60ZM63 86H64V82H63ZM66 86V89H67V84L65 85ZM73 86H75L74 84H73ZM80 86H78V88L80 89ZM98 86V87H97ZM103 86V87H104ZM108 86V87H109ZM115 87V85L113 84V85H111L110 87ZM122 85H120V87H118V86H116V87H118V90H119V88H121V90H123L122 89V87L124 86H122ZM126 86V85H125ZM136 86V85H135ZM147 86H149V85H147ZM150 86V87H151ZM173 86H175V85H173ZM178 86V85H177ZM175 86V89L177 90V88L178 87H181V86ZM194 86V85H193ZM203 86V85H202ZM201 86V87H202ZM204 86H205V84H204ZM217 86V87H216ZM228 85H226V87H227ZM237 86V85H236ZM2 87H3V85H2ZM1 87V88H2ZM29 87V86H28ZM37 88H38V86H36ZM48 87V86H47ZM71 87H70V89H71ZM83 87V88H84ZM87 87V88H88ZM93 87V86H92ZM101 87V86H100ZM99 87V88H100ZM102 87V88H103ZM106 87V86H105ZM104 87V88H105ZM108 87L105 89L106 90V92H108L109 91V93H107V96L108 97H110L111 96V93H112V91L109 89L108 90ZM115 87V88H116ZM127 87H125V88H127ZM157 87H158V85H157ZM156 87V88H157ZM161 87H160V89H161ZM163 87V88H164ZM189 88L188 89H190V90H188V91H190V93L189 94H187V96H185V98L186 97H188L189 95H191L193 98H194V96L195 95H192V93H194L195 94V92L196 93H199V92H197V90L196 89H198V88H190L191 86H188ZM197 87V86H196ZM208 87H210V86H208ZM208 87H206L207 89H208ZM214 87V86H213ZM220 87V88H219ZM231 87V86H230ZM241 87V88H242ZM22 88V87H21ZM21 88H19L18 90H20ZM31 88H33L34 90H35V88H34V86L33 87H31ZM31 88H29V89H31ZM52 88V89H53ZM65 88V87H64ZM63 87H62V89L61 88H59V89H61V90H63L64 89ZM83 88H81V90H83ZM90 88H88V89H90ZM124 88V87H123ZM134 88V87H133ZM141 88H142V86H141ZM146 88V87H145ZM144 88V89H145ZM182 88L183 87H181V91L180 92H184V91H182ZM185 88H187V86H185ZM184 88V89H185ZM200 88V87H199ZM212 88V87H211ZM4 89V88H3ZM2 89V90H3ZM29 89H27V90H29ZM32 89V90H33ZM43 89V88H42ZM44 89H46V91H47V89L48 88H44ZM43 89V90H44ZM50 89V88H49ZM48 89V90H49ZM55 89V88H54ZM55 89V90H56ZM59 89H58V91H59ZM72 89H74L75 90V88L74 87H72ZM79 89H76V90H79ZM88 89H87V92H86V88H85V91L83 90V93L85 92L86 94H88L89 95V97L91 98V96H93V95H91L92 93L93 94H95V93H97L98 92V90L94 93L93 92V90H91L90 92L88 91ZM114 89V88H113ZM136 89V88H135ZM151 88H149V90H150ZM159 89V90H160ZM165 89V88H164ZM164 89H163V91H164ZM166 89V90H167ZM174 89V88H173ZM180 89V88H179ZM183 89V90H184ZM192 89H195V90H192ZM203 89V88H202ZM202 89H199V91H201ZM217 89V90H218ZM1 90V91H2ZM17 90V91H18ZM22 90V89H21ZM27 90H22V92L20 93H17L16 92V94H20V97H21V99L19 98V100H21V102L23 103V101H25L24 102V104H26V103H29V101L27 102V100H30L31 99V97L33 96L32 94L35 92L36 93V91H38L39 90V88L36 90V91H33L32 92V90H30V91H27ZM40 90H41V88H40ZM51 90V89H50ZM60 90V91H61ZM74 90H73V92H74ZM75 90V91H76ZM80 90V91H81ZM100 90V92L103 90L104 91V89H102L101 90V88L99 89ZM108 90V91H107ZM117 91V88L116 89H114V94H115V92ZM128 90H129V88H128ZM127 90V91H128ZM130 90H132L131 88H130ZM129 90V91H130ZM142 90H143V88H142ZM146 90H148V87L146 88ZM148 90V91H149ZM187 89H185V91H186ZM212 90V89H211ZM215 90V89H214ZM228 90V89H227ZM237 90H233L234 92H237ZM1 91H0V93H1ZM54 91V90H53ZM64 91L66 92V90L64 89ZM63 91V92H64ZM68 91V93L70 92L69 91V89L67 90ZM135 91V90H134ZM137 91V90H136ZM140 91V90H139ZM150 91H153V90H150ZM157 91V93H158V90H156ZM162 90L160 91V92H162V93H165V92H163ZM173 91V90H172ZM192 91H195V92H192ZM207 91V90H206ZM209 91V93H210V90H208ZM213 91V90H212ZM220 91V90H219ZM219 91H217V92H219ZM223 91V90H222ZM239 91H242V92H239ZM9 92H10V90H9ZM30 92H32V93H30ZM45 92V91H44ZM52 92V91H51ZM55 93H57L56 91H54ZM62 92V91H61ZM61 93V95H67V94H64V93ZM72 92V93H73ZM77 92V91H76ZM75 92V94H77ZM79 92V91H78ZM111 92V93H110ZM119 92V91H118ZM116 93V94H119V93ZM122 92V91H121ZM138 92V91H137ZM154 92H155V90H154ZM167 92V91H166ZM173 92H176V91H173ZM179 92V91H178ZM215 92V91H214ZM226 92V91H225ZM231 92H232V90H231ZM230 92V93H231ZM234 92H232V95H233V93ZM3 93V92H2ZM8 93V92H7ZM13 93V91L11 92V94ZM42 93H43V91H42ZM45 93H47V92H45ZM45 93H43V94H45ZM54 93V94H55ZM59 94H58V96L60 95V92H58ZM80 93V95L82 94L81 92H79ZM84 93V94H85ZM89 93H91V94H89ZM99 93V92H98ZM98 93L96 94L97 96H98ZM102 94H104L105 93V91H104V93L103 92H101ZM136 93V92H135ZM145 90L144 91H142V92H139V94L138 93H136V97H131V95H132V93H131V95H130V98L131 99H128V102H127V104H125V102H123L124 104L123 105H125V106H123V108H122V110L116 115H114V113L116 112V109L117 108H119V106L117 107V108H115L114 107V109H115V112L113 113V107L111 108V109H113L112 110V114L113 115H111V113H110V111H108L109 110V108H108V112H109V114H108V116H106L105 117V119H104V121L100 124V126H99V128H93V129H96L94 132H93V129H91L90 131H91V133L92 134H90L89 136H87V138H86V140H83V139H85V138H83V136H82V140H83V143H82V145L81 146H77V145H75V146H77L78 147V149L76 150V148L73 150V153H68V152H66V150H69L70 149V147H69V149H66V147L67 146H69V145H66L65 146V143H64V141L65 140H62V141H60L61 139H63L62 137L60 138L59 136L58 137H56L55 135H53L52 134V132L50 133V135L52 134L53 135V137H54V139L55 138H57V140H54V139H52V140H50V139H48V138H52V136H49V137H46V138H44V142L42 143V140H43V136L45 137V135H47L48 134V130H49V128H47V129H45V126L47 125H45V124H42V119L39 121V120H37L38 118H33V119H36V122L38 121V123H41V126L43 125L44 126V129H41L40 128V131H46L47 130V134H45L44 135V133L42 132V134H43V136H35V135H39V134H35L36 132H37V127L38 126H36V132L34 133L32 130H28L29 129V127L27 126L29 123L28 122H30L31 121V117L29 118V115L31 116V114H27L26 113V115H28V118L30 119V120H27V119H25L21 114H20V117L22 116L23 118V120L24 121H26L27 120V122L26 123H28V124H26V126L28 127L27 128V130L29 131V132H33L34 134V136L37 138V137H39L38 139L40 140V139H42L41 140V143H39V142H37L36 140V138H33V136L31 135V133L29 134V133H27V132H25V127L23 126V124L25 125V123H24V121H23V123H22V126H21V129H22V127L23 128H25L24 130H23V132H25V133H27V134H29V136H31V141L33 140L34 141V139H36L35 141H36V143H37V145H38V143H39V147H38V151H40V156L39 157H42V156H44V157H46V160L44 161V166H43V164L42 163H40L43 167H46V165H48L49 164V166L51 167V165H53L52 163H50V162H54L53 160L54 159H56L55 160V162L58 160V161H60L59 163H58V166H56L58 169H56V167L54 168V169H46L45 171L43 170V172H41V170H40V173L38 172V175H36V174H34V176H31L27 181H21V183L19 182L20 180H17V179H19L18 177H19V174H20V170L18 169V168H16L15 167V169H18V170H10V169H12V168H14L13 166H12V168L10 167V169L8 170L7 168V165H6V167L7 168H5V166H4V170H5V172H3L2 174H1V178H0V198L1 197H6L7 195H8V191L9 190H11V188H12V186H14L15 184V187H13V189H15L14 191H12V195H11V197L10 196H7V197H10V198H6L7 199V201H5L6 203H4L5 204V207H2V208H5V210H3V212H0V225L3 227V228H5L6 230H3V229H1V230H3V232L5 231V233L4 234H2L3 232L0 230V264H264V198H263V200H261L262 198H260V197H263V188H264V184L262 183V184H257L256 183V181L255 180H257V181H259V179H260V182H262V180H263V177H264V115H262V112L260 113L261 115H259V114H257V113H259V112H257V107H254V102H253V104L254 105H248V101H246L245 99L246 98H243V100H241V101H237V99L236 100H234L233 102H231V104L230 103H228V104H230V105H228V107H229V113L227 114V113H220L219 111H221L220 109H214L215 110V112L213 111H210V110H206L205 109V111L202 113V115L203 116H205L206 118H208V121L206 120L205 122L202 120V122L200 121V122H198V121H195V119H194V121H192L193 119H191L190 121H189V119H190V117L193 115V114H195V113H193V112H191L192 110H195L194 108L190 111L191 113H193L191 116L189 115V114H191L190 112H189V114L187 113V115L189 116V118H188V120H187V116H186V120H185V116L183 117L182 116V118H180V117H178L177 118V116L175 115L176 113H174V112H176L175 110H176V108L173 110L174 112V116H176V120H185V122H184V126H182V127H179L180 126V124H179V122L181 123V120L178 122V121H176V122H178L177 124H179L178 125V127L175 129V128H172V129H169V131L168 130H166V129H164L165 127H167L166 125H173L172 123H173V121L175 120H172V119H169V118H167V116H171L172 115V113L170 114V112L172 111L171 110V108H170V112L168 113V111L166 112V110H165V112H166V117L165 116H163V114L164 113H162V111H161V113H162V115H160V114H157V113H150V112H148V114L147 113H143L142 112V109H143V107H147V103H149L148 101H147V103H145L146 101H145V98H147L148 96H150L151 94H154V93H152L151 92V94L150 95H148L147 97H145L144 98V96H146V94H148L147 92L145 93ZM150 93V92H149ZM168 93V92H167ZM185 93H187V92H185ZM212 93V92H211ZM208 94V96L209 95H211L212 96V94ZM224 93V92H223ZM228 93V92H227ZM10 94V93H9ZM8 94V96H11L12 97V95H9ZM40 95H41V92L39 93ZM43 94L41 95V97L43 96ZM113 94V93H112ZM123 94H125L124 92H123ZM123 94H121V97L123 96ZM166 94V93H165ZM165 94H163V95H165ZM168 94H170V92L168 93ZM167 94V95H168ZM206 94V93H205ZM215 93H213V95H214ZM225 94V93H224ZM224 94L222 95V98L221 97H219L220 99L219 100H221V99H223L224 97ZM235 94H237V93H235ZM258 93L256 92V94L255 95H257ZM2 95V94H1ZM6 95V92H5V94L3 95V97L2 98H4V97H6L5 96ZM37 95V94H36ZM39 95V96H40ZM49 97L51 98V95H53V92H52V94L51 93H49ZM56 95V94H55ZM69 95V94H68ZM67 95V96H68ZM91 95V96H90ZM120 95V94H119ZM128 95V94H127ZM135 95V94H134ZM139 95V96H138ZM155 95V94H154ZM159 95V94H158ZM161 95V94H160ZM159 95V96H160ZM166 95V96H167ZM180 95V96H179ZM207 95V94H206ZM205 95V96H206ZM227 95V94H226ZM238 95V94H237ZM252 95H254V94H252ZM251 95V96H252ZM254 95V96H255ZM8 96L6 97V99L8 98ZM74 96V95H73ZM82 96V95H81ZM81 96H80V98L79 99H75L76 101H79L80 99H81ZM85 96V95H84ZM95 96V95H94ZM93 96V97H94ZM99 96H101V94L99 93ZM107 96H105V98L107 97ZM117 95H115V97H116ZM125 96H126V94H125ZM153 96V95H152ZM158 96V97H159ZM162 96V95H161ZM169 96V95H168ZM198 96V95H197ZM201 96V95H200ZM210 96V97H211ZM246 96H248V95H246ZM245 96V97H246ZM259 96V95H258ZM1 97V96H0ZM13 97H15L16 98V95L14 96V94H13ZM34 97H38V96H34ZM44 98L46 97V94H45V96H43ZM42 97V98H43ZM55 97V96H54ZM57 97V96H56ZM56 97L55 98H53L54 100L56 99ZM60 97V96H59ZM62 97V96H61ZM61 97H60V99L59 100H61ZM70 97H72L71 95H70ZM70 97H68V100H69V98ZM76 97V96H75ZM74 97V98H75ZM107 97V98H108ZM118 97H120V96H118ZM155 97H157L156 95H155ZM164 96H162V98H163ZM171 97H173L172 96V94H171ZM181 97H182V93L181 94H179V93H175L174 94V97L172 98L173 100L175 99L176 101H181L180 99H181ZM190 97V96H189ZM188 97V99H190ZM209 97V98H210ZM214 97H217L216 95L214 96ZM217 97V98H218ZM228 97H230L229 95H228ZM239 97V96H238ZM259 97H261V96H259ZM14 98V99H15ZM33 98V97H32ZM40 99V100H46V99ZM52 98H51V100L50 99H47V101H53L52 100ZM78 98V97H77ZM84 98V97H83ZM90 98H88L87 97V99L86 100H88V99H90ZM97 98V97H96ZM106 98V99H107ZM112 98V97H111ZM110 98V99H111ZM154 98V97H153ZM161 98V97H160ZM167 98H170V97H167ZM198 98H199V96H198ZM201 98L202 97H200V100H201ZM213 98V97H212ZM231 98H233V96L231 97ZM231 98H230V101H232L231 100ZM236 98V97H235ZM234 98V99H235ZM240 98V97H239ZM262 98V97H261ZM260 98V99H261ZM264 98V97H263ZM5 99V98H4ZM5 99V100H6ZM33 99H35V98H33ZM32 99V101L33 102H31L32 104H34V100ZM57 99V100H58ZM63 99H65V96H63ZM71 99V98H70ZM73 99V98H72ZM85 99H84V101H85ZM93 99V98H92ZM94 99H95V97H94ZM102 99H104V96H103V98ZM106 99H105V101H106ZM110 99H109V103L112 101H110ZM113 99V98H112ZM116 99H118V98H116ZM116 99H114V100H116ZM125 99V98H124ZM148 99V98H147ZM158 98H156V100H157ZM187 99V98H186ZM185 99V101L184 102H186V105L188 104L187 103V101L188 100H186ZM192 99V98H191ZM197 99V98H196ZM195 98L193 99L194 101L196 100ZM202 99H204V98H202ZM214 99V98H213ZM213 99H212V101H213ZM226 99L227 98H225L224 99V102L226 101ZM252 99H254V98H252ZM256 99H258L259 100V98H256ZM1 100V99H0ZM3 100V99H2ZM4 100V101H5ZM8 100V99H7ZM6 100V101H7ZM13 100V99H12ZM17 100V99H16ZM15 100V101H16ZM35 100H37L35 103H39L40 104V102L41 101H39L38 102V99L36 98ZM57 100H56V102H57ZM58 100V102L60 103V102H62V101H59ZM91 100V99H90ZM108 100V99H107ZM126 100V99H125ZM154 100V99H153ZM172 100V102H174ZM199 100V99H198ZM197 100V102H200V104H202L201 103V101L199 100L198 101ZM217 100V101H216ZM215 101L216 102H218V99H216ZM228 100H229V98H228ZM227 100V101H228ZM249 101H251L250 99H248ZM255 100V99H254ZM5 101V102H6ZM31 101V100H30ZM63 101H67V98H66V100H63ZM72 101H74V99L72 100ZM75 101V102H76ZM80 101H82V99L80 100ZM93 101V100H92ZM96 101H97V105H98V103H101V101H100V99L98 100V99H96ZM98 101H100V102H98ZM116 101H118V102H122V101H120V99H118V100H116ZM166 101V100H165ZM168 102L170 101L169 99L167 100ZM193 101V102H194ZM208 101V100H207ZM222 101V100H221ZM221 101H219V103L221 102ZM264 101V100H263ZM262 101V102H263ZM8 102V101H7ZM10 104L9 105H7L6 103L5 104H2L3 106H1V104H0V106L1 107H4L5 108V105H6V108L8 109L9 108V106L12 104L11 102V99H10ZM14 102V101H13ZM64 102V103H65ZM68 102H71V100L70 101H68ZM74 102V103H75ZM90 102V101H89ZM102 102H104L103 100H102ZM107 103H108V101H106ZM153 102V101H152ZM159 102H160V107L162 106V104H161V102H162V100L160 101L159 100ZM164 102V101H163ZM168 102H166L167 104H168ZM183 102V103H184ZM197 102H195L194 104H196ZM209 102V101H208ZM247 102V103H246ZM1 103V102H0ZM2 103H4L3 101H2ZM18 103H19V101H18ZM18 103H16L15 102V104H17V106H19V108H21V107H23V109H24V106H22V103H21V107H20V105L18 104ZM42 103H43V101H42ZM45 103H46V101H45ZM51 103H53V102H49V105L46 103V105H48L49 107H47V110L50 108V107H52L53 106V104H52V106H50V104ZM84 103V102H83ZM82 103V104H83ZM93 103V102H92ZM108 103V105H110ZM114 103V102H113ZM144 103L146 104L145 106H144ZM170 103H171V101H170ZM182 103V104H183ZM205 103V102H204ZM211 103H214L215 104V102H211ZM219 103H216V104H218V106H219ZM223 103V102H222ZM256 103V105H257V101L255 102ZM260 103V102H259ZM56 104H58V103H56ZM63 104V103H62ZM66 104V103H65ZM64 104V106H66ZM69 104V103H68ZM71 105H72V102L70 103ZM91 104V103H90ZM94 104H95V100H94ZM94 104H91V106H93ZM118 104V103H117ZM116 104V105H117ZM150 104H151V102H150ZM149 104V105H150ZM154 104H157L156 102L154 103ZM172 104V103H171ZM171 104H169V106L171 105ZM175 104V103H174ZM181 104V105H182ZM189 104H191V102L189 103ZM193 104V103H192ZM199 104V105H200ZM208 104V103H207ZM206 104V105H207ZM213 104V105H214ZM215 104V105H216ZM246 104L248 105V106H251V108L252 107H254V109H256V114H254L252 111H255V110H253V108L252 109H248V106H246ZM249 104H252V102L251 103H249ZM28 105H30V106H32L30 103L28 104ZM80 105V104H79ZM79 105H78V102H76V106H78L79 107ZM85 105H87V104H85ZM84 105V106H85ZM100 105V104H99ZM101 105L103 106L104 105V103H101ZM120 105V104H119ZM158 105V104H157ZM158 105V106H159ZM210 105V104H209ZM209 105H207V107H209ZM222 105V104H221ZM224 106V108H225V110H226V107H225V104H223ZM227 105V104H226ZM11 106H14V107H16L15 105H14V103H13V105H11ZM41 106H42V104H41ZM41 106H39L38 105V107H39V109H40V111H41ZM61 106H63V105H61ZM69 106V105H68ZM68 106H66V107H68ZM75 106V105H74ZM74 106L73 107H71L72 109L74 108ZM87 106H89V105H87ZM87 106H85L86 108H87ZM101 106V107H102ZM111 106V105H110ZM120 106H122V105H120ZM151 106H153L152 104H151ZM150 106V107H151ZM163 106H165V103H163ZM168 106V105H167ZM166 106V107H167ZM168 106V107H169ZM190 105H188L187 107H189ZM196 106V105H195ZM197 106H198V104H197ZM201 106H203V105H201ZM201 106H198V110L197 111H199V107H201ZM25 107H27V106H25ZM29 107V106H28ZM28 107H27V109H28ZM33 107H34V105L32 106V109H33ZM38 107L36 108H34V112H35V114H37L36 113V111H37V109H38ZM43 107V106H42ZM44 107H46V106H44ZM55 106H53V108H54ZM57 107V106H56ZM65 107V109H64V107H63V109H64V111H66L67 110V108ZM80 107H82L81 105H80ZM84 107V108H85ZM96 107V106H95ZM95 107H94V110H93V107L91 108L92 109V111H93V113H94V111H96L95 110ZM99 107V106H98ZM98 107H96V109H98ZM106 107V106H105ZM145 107V109H147ZM153 107H157V106H153ZM152 107V111L151 112H153L154 110V108ZM179 107H180V105H179ZM184 106H181V108H183ZM187 107H185V108H187ZM206 107V106H205ZM210 107H213V106H210ZM215 107V106H214ZM213 107V108H214ZM221 107V106H220ZM4 108H1V114H4V112L6 111V113L7 114H9L8 113V111H7V109L6 110H4ZM16 108H18V107H16ZM15 108V109H16ZM19 108H18V110H19ZM31 108V107H30ZM53 108H51L50 110H52ZM58 108V107H57ZM62 108V107H61ZM70 108V106L68 107V109ZM83 108V107H82ZM82 108L80 109V108H78V109H80L81 111H82ZM89 108V107H88ZM104 108V106L101 108V110ZM159 108V107H158ZM158 108H156V110L158 109ZM178 108V107H177ZM181 108H179V110L181 109ZM202 108V107H201ZM10 110L12 109V112H13V108L12 107H10L9 108ZM8 109V110H9ZM15 109H14V111H15ZM23 109H20V110H23ZM35 109H36V111H35ZM43 109V108H42ZM44 109H46V108H44ZM54 109H56V108H54ZM58 109H60V108H58ZM105 109V108H104ZM107 109V108H106ZM145 109H144V111H145ZM167 109V108H166ZM169 109V108H168ZM184 109V108H183ZM204 109V108H203ZM228 109V108H227ZM4 112H3V111ZM30 110V109H29ZM29 110H25V112H29V113H33V111L31 110V112L29 111ZM50 110L49 111H45L44 112V114L46 113V112H49L50 114H51V112H50ZM57 110V109H56ZM84 110H86V109H84ZM83 110V111H84ZM99 110H100V108H99ZM118 110V109H117ZM155 110V111H156ZM159 110V109H158ZM162 110H164V107H163V109ZM187 110V109H186ZM189 110V109H188ZM202 110V109H201ZM213 110V109H212ZM224 110V109H223ZM222 110V111H223ZM224 110V112H226ZM63 111V112H64ZM69 111H70V109H69ZM73 112H72V116H73V113H74V110H72ZM79 111V110H78ZM82 111V112H83ZM87 112H90L91 113V111H90V109H89V111L88 110H86ZM86 111H84V112H86ZM105 111V110H104ZM106 111V112H107ZM119 111V110H118ZM134 111H137V112H135L136 114L135 115H131V114H133L134 113ZM148 111V110H147ZM146 111V112H147ZM160 111V110H159ZM181 111V110H180ZM221 111V112H222ZM3 112V113H2ZM9 112H11V111H9ZM11 112V113H12ZM16 112V111H15ZM14 112V113H15ZM20 112V111H19ZM19 112H18V114H15L16 115V117L19 115ZM22 112V111H21ZM23 112H24V110H23ZM22 112V113H23ZM25 112H24V116H25ZM52 112H54L53 110H52ZM56 112V111H55ZM54 112V113H55ZM58 112V111H57ZM63 112L61 113V114H63ZM77 112V111H76ZM83 112V115L84 114H86V115H88V114H90V113H84ZM107 112V113H108ZM196 112V111H195ZM252 112V113H251ZM10 113V114H11ZM17 113V112H16ZM58 113H60V111L58 112ZM64 113H67V112H64ZM70 113V112H69ZM98 113V112H97ZM105 113V112H104ZM167 113L168 114H170V115H167ZM177 113H178V109H177ZM184 112H180V114L182 115ZM200 113V112H199ZM216 114V115H219V117H218V119L214 116V118H215V120L216 121H214V119L212 120V119H210L211 118V116L210 115H212V114ZM264 113V112H263ZM7 114H5V117L7 116ZM13 114V113H12ZM11 114V115H12ZM43 118H44V116L45 115H47V114H45L44 116L42 115V113L40 112L39 113ZM38 114V115H39ZM57 114V113H56ZM56 114H51V115H55L56 116ZM61 114H59L60 116H61V118L60 119H62V118H64V119H62L64 122H65V116L68 114H65V116H63V115H61ZM74 114H76L74 117H75V119H76V117H77V114H79L78 112L77 113H74ZM81 115H82V113H80ZM185 114V113H184ZM197 114V113H196ZM195 114V115H196ZM51 115L49 116V118L51 117ZM58 115V114H57ZM80 115V116H81ZM92 115V114H91ZM88 116V117H91L92 118V116L94 115H92V116ZM95 115H98V114H96L95 113ZM107 115V114H106ZM1 116V115H0ZM4 116V115H3ZM14 116V115H13ZM12 116V117H13ZM37 116V115H36ZM36 116H34V117H36ZM60 116H58V118H57V120L59 119V117ZM70 116V115H69ZM85 116V115H84ZM84 116H81V117H77V118H79V119H76V121H74V123H72V121H71V123L72 124H75V123H77V120H80V119H85L86 118V116L84 117ZM102 116L104 117V115L102 114ZM102 116H101V118H102ZM194 116V115H193ZM202 116V117H203ZM2 117V116H1ZM4 117V118H5ZM10 117V116H9ZM19 116H18V119L20 120L21 118H20ZM26 117V116H25ZM38 117H40V116H38ZM47 116H45V118H46ZM73 117V118H74ZM93 117H95V116H93ZM97 117V116H96ZM195 117V116H194ZM199 117L201 118V115H199ZM204 117V118H205ZM210 117V118H209ZM3 118V119H4ZM41 118V117H40ZM45 118L43 119V120H45ZM48 117H47V121H48V119H49ZM53 118V119H52ZM91 118H90V120H91ZM99 118V117H98ZM98 118H96V120H95V122L97 121V120H99ZM191 118H193V117H191ZM199 118V119H200ZM2 118L0 119V120H3ZM6 119V118H5ZM10 119V118H9ZM13 119V118H12ZM18 119L16 120V123H17V125H19L20 123V121L18 122ZM32 119V120H33ZM51 119L52 120H54L55 121V119H54V116L53 117H51ZM67 119V118H66ZM69 119H70V117H69ZM68 119V120H69ZM72 119V118H71ZM74 119V120H75ZM197 119V118H196ZM203 119V118H202ZM231 119L232 120H234L235 119V123H230V121H231ZM7 120L8 119H6V123H7ZM11 120V119H10ZM56 120V121H57ZM62 120H61V123H62ZM67 120V121H68ZM73 120V119H72ZM93 121H94V119H92ZM91 120V121H92ZM230 120V121H229ZM51 121V120H50ZM53 121V122H54ZM70 121V120H69ZM68 121V122H69ZM87 122H82L83 123V125L84 124H86L87 125V123H88V120H86ZM90 121V122H91ZM101 121H102V119H101ZM149 121L150 122H155L154 124H155V126L157 127V125L156 124H159V125H163V129L165 130V131H167L168 133H165L164 134V136H162L160 133H157V135H156V133L154 132V131H149L150 130V125L152 124V123H150V125L148 124L149 123ZM228 121H229V124H228ZM3 122V124L5 123V121L3 120L2 121ZM9 122V121H8ZM13 122H15V121H13ZM12 122V123H13ZM22 122V121H21ZM52 122V123H53ZM64 122H63V124H62V126L64 125H66V124H64ZM95 122L94 123H92V124H95ZM175 122V121H174ZM204 122V123H203ZM1 123V122H0ZM11 123V122H10ZM19 123V124H18ZM45 123H46V121H45ZM48 123V122H47ZM57 123H58V121H57ZM61 123L59 124V125H61ZM70 123V125L72 126V124ZM81 123V124H82ZM98 123V122H97ZM183 123V122H182ZM181 123V124H182ZM2 123H1V125H3ZM9 124V123H8ZM32 124H34L35 125V123H33L32 122ZM54 124H56V122L55 123H53L52 125H51V123H50V128H51V126H53L54 127ZM68 124L69 123H67V127H65V128H68V127H70V125L68 126ZM91 124V123H90ZM116 124V125H115ZM231 124V127H233V126H235V127H233V128H235V129H231L230 128V126L228 127V125H230ZM5 125V124H4ZM15 125V126H14ZM17 125L16 124H13V126L10 124V127L12 126L13 127V130H15L16 128H17V130L16 131H18V128H19V126L17 127ZM31 125V122H30V124H29V126ZM38 125V124H37ZM40 125V124H39ZM57 125V124H56ZM55 125V129H59V125H58V128H57V126ZM77 126H79V123L78 124H76ZM75 125V126H76ZM183 125V124H182ZM233 125V126H232ZM6 126V125H5ZM4 126V127H5ZM9 126V125H8ZM63 126V127H64ZM76 126V127H77ZM80 126H82V125H80ZM96 126H97V124H96ZM97 126V127H98ZM152 126V125H151ZM175 126V125H174ZM173 126V127H174ZM12 127H11V129H12ZM16 127V128H15ZM31 127V126H30ZM33 127V126H32ZM47 127V126H46ZM61 127V126H60ZM74 127V126H73ZM76 127H74L75 129H77ZM87 128V132H88V128L90 127H88V126H85L84 125V128ZM238 127V128H237ZM3 128V127H2ZM9 128V127H8ZM7 127H6V129H8ZM72 128V127H71ZM71 129L72 131L74 130L75 131V129ZM79 128H81V127H79ZM78 128V129H79ZM83 128V127H82ZM149 128V129H148ZM151 128H153V127H151ZM237 128V129H236ZM1 129V128H0ZM4 129V128H3ZM6 129H4V130H6ZM54 129V130H55ZM70 129V128H69ZM146 129H148V131L149 132H145V130ZM155 130H156V128H154ZM153 129V130H154ZM158 127H157V130L156 131H158ZM161 130H162V128H160ZM159 129V130H160ZM230 129V131H228L227 132V130H229ZM13 130H11V131H13ZM20 130V129H19ZM26 130V131H27ZM33 130H34V128H33ZM52 130V129H51ZM160 130V131H161ZM2 131V130H1ZM8 131V130H7ZM16 131H15V133H16ZM56 131V130H55ZM59 131H60V129L58 130V133H59ZM62 131V130H61ZM60 131V135L62 136L63 135V131H65V130H63L62 132ZM72 132V135H74L73 133H78L79 134V132H80V129L78 130L79 132H77V130L75 131V132ZM144 131V134L143 133H140V132H143ZM159 131V132H160ZM227 132V133H229V134H227V136H226V134H224V132ZM4 133H5V135L6 134H8V133H6V131H3ZM21 132H22V130H21ZM65 132H67V133H65ZM64 132V134L66 135L67 134V136H70V134L69 133H71L70 132V130L69 131H65ZM82 132V131H81ZM85 132V131H84ZM10 133H12V135H14L13 134V132H10ZM8 134V135H10L11 136V134ZM24 133V134H25ZM39 133H41V132H39ZM53 133H55V132H53ZM57 133V135H59ZM83 133V132H82ZM82 133H81V135H82ZM86 133V132H85ZM164 133V132H163ZM2 134V133H1ZM1 134H0V137L1 138H3L4 140H5V138H4V136L2 137L1 136ZM18 135L20 134V133H17ZM26 134V135H27ZM139 134H141V135H139ZM143 134V135H142ZM158 134H160L162 137H160V136H158ZM4 135V134H3ZM7 135V136H8ZM17 135V136H18ZM41 135V134H40ZM76 135V134H75ZM80 135V136H81ZM84 135V134H83ZM28 136V135H27ZM64 136V135H63ZM86 136V135H85ZM258 136H261L262 138H261V141H260V139H259V142H258V140H257V138L256 137H258ZM15 137H16V134H15ZM21 137V136H20ZM22 137H23V135H22ZM66 137V136H65ZM157 137H159V138H157ZM9 138V141H10V139L11 138H13V143H18L17 141H14V140H16V139H14V137L12 136L11 138L10 137H8ZM16 138H18V137H16ZM29 138V137H28ZM33 138V139H32ZM70 138V137H69ZM73 138H74V136H73ZM76 138H77V136H76ZM246 138H250L251 140H252V143L251 144H247V142L245 143L244 142V139H246ZM3 139H2V141L0 142V147H2L3 145ZM22 139V138H21ZM21 139H19L20 141H19V143L22 141ZM58 139H60V140H58ZM148 139H152L150 142H152L151 144H149L146 140H148ZM6 140H8V139H6ZM5 140V141H6ZM28 141H30V139H27ZM78 140V139H77ZM79 140H80V142H81V139L79 138ZM78 140V141H79ZM203 140V141H202ZM204 140H205V142H204ZM247 140V139H246ZM11 141H12V139H11ZM10 141V142H11ZM26 141V140H25ZM70 141H72V139L70 138V140H69V142ZM76 141V140H75ZM75 141H73V143L75 142ZM77 141V142H78ZM143 141H146L147 142V144H145V147H144V149L143 148H140V150L141 149H143V150H141L140 151V155L138 156V157H136L135 156V158H132L135 154H132L133 156H131L129 153L130 152H132L133 150H134V148H136V145L139 143H141V142H143ZM202 141V143L203 144H201L200 146H198V144L200 143ZM220 141V142H219ZM8 141H6V143H7ZM24 142V141H23ZM67 142V141H66ZM77 142H75V143H77ZM6 143H4V144H6ZM12 143V142H11ZM28 143V142H27ZM27 143H23V146H25V144H27ZM34 143V142H33ZM36 143H34V144H36ZM238 143V144H237ZM22 144V143H21ZM32 144V143H31ZM31 144H30V146H31ZM41 144V145H40ZM72 144V143H71ZM138 144V145H139ZM144 144V143H143ZM140 145V146H144V145ZM206 145L205 146V148H204V146L203 145ZM12 145H14V144H12ZM12 145H11V147H12ZM28 146H29V144H27ZM26 145V146H27ZM37 145H36V147H37ZM8 146H10L9 145V143H8ZM21 146L22 145H18V146H16V144H15V147H14V150H12L13 149V147H12V149H11V151H13L15 154H17L18 153V151L20 150V148H21ZM23 146H22V148H21V151L23 150L24 151V148H23ZM35 146V145H34ZM192 146H197L196 148H195V150L193 149H191V152H189V149L190 148H192ZM4 147H5V145H4ZM32 147H33V145H32ZM36 147L34 148V149H36ZM71 147H74L73 145L71 146ZM193 147V148H194ZM9 148V147H8ZM31 148V147H30ZM30 148H28V149H30ZM139 148V147H138ZM2 148H0V150H1ZM6 149H7V147H6ZM32 149V148H31ZM34 149H32L31 151H32V153H30L29 152V150L28 151H26L27 149L25 148V152H29L28 154L26 153V155H28V156H26L25 155V153L23 154L24 155V157L26 156V158L27 159H29L31 162H33V163H35L36 161H38L37 159H38V156H36V158H35V155L37 154V150H35V151H33ZM137 149V148H136ZM248 149H251L252 150V152L254 151L255 153L256 152H259L260 154H259V158H261V161L260 162H253L252 161V159H251V154H250V152L248 153L247 152V150ZM76 150V151H75ZM4 151V150H3ZM2 150H1V152L2 153H0L1 155L2 154H4V156H5V154H6V156L5 157H7V155L10 157V156H12V155H9L10 153H11V151H10V153L6 150V151H4V152H7V153H4ZM21 151H19V154L18 155H20L21 156V154L23 153V151H22V153H21ZM136 151V150H135ZM176 151H178V153L180 152V153H182L183 154V156L181 155V156H178V155H180V153L177 155V157H179V162L178 163H176V160H175V163L177 164V167H175V164L173 163V160L174 159H176L175 157L173 158V160H172V155H174L175 153H176ZM194 151V152H193ZM57 152H59L58 153V156L56 155V153ZM175 152V153H174ZM193 152V153H192ZM14 153H11V154H14ZM21 153V154H20ZM67 153V154H66ZM86 153H89V155H87ZM138 153H139V150H138ZM137 153V154H138ZM174 153V154H173ZM255 153H254V155H255ZM127 154H129L131 157H129V155H127ZM253 154V153H252ZM18 155H17V157H18ZM39 155V154H38ZM52 155H54V159L52 158V161H51V159H49L50 157H53ZM55 155H56V158H55ZM125 155L126 156H128V161H126V160H124V161H126L127 162V164H125L124 163V161L122 162V161H119L122 157H124V159H126L125 158ZM258 155V154H257ZM256 155V156H257ZM14 156V155H13ZM19 156V157H20ZM256 156H255V158H256ZM24 157H22L21 159L20 158H18V159H20V160H24L25 158ZM163 157V158H162ZM189 157V158H188ZM1 158H2V156H1ZM4 158V157H3ZM2 158V159H3ZM13 158H16V155L13 157ZM132 158V159H131ZM187 158V159H186ZM254 158V157H253ZM254 158V160H256ZM7 159V158H6ZM9 159H11V158H9ZM27 159H25V160H27ZM42 160H43V157L41 158ZM162 159V160H161ZM185 159V160H184ZM4 160H5V158L2 160L3 162H4ZM8 160V159H7ZM7 160H5L6 162H5V164H7ZM12 160V159H11ZM17 160V159H16ZM36 160V161H35ZM42 160H41V162H42ZM181 160V161H180ZM257 160H258V158H257ZM9 161V160H8ZM21 161V162H22ZM28 161V160H27ZM30 161H28V162H30ZM40 161V160H39ZM122 162V164L121 165H119L118 163L119 162ZM10 163L12 162V161H9ZM8 162V163H9ZM19 162V161H18ZM30 162V163H31ZM14 163H17L16 161L14 162ZM13 163V164H14ZM23 163V162H22ZM21 163V164H22ZM27 163V162H26ZM37 163V162H36ZM174 164V166H173V164ZM0 164H2L1 162H0ZM4 164V165H5ZM20 164V165H21ZM46 164V165H45ZM57 164V163H56ZM114 164L116 165V167L114 166ZM118 164V165H117ZM161 164V165H160ZM12 165V164H11ZM19 165V166H20ZM23 165V164H22ZM41 165L39 166V167H41ZM126 165V166H125ZM252 165V166H251ZM1 166V165H0ZM3 166V165H2ZM9 166V165H8ZM14 166H15V164H14ZM18 166V167H19ZM25 166H27V164L25 165ZM49 166L47 167V168H49ZM158 166H161L162 167V169H164V171H160V169H161V167H160V169H158ZM251 166V167H250ZM32 167V166H31ZM2 169V168H1ZM39 169V168H38ZM44 169V168H43ZM56 169V170H55ZM176 169H179V173H175L174 171L176 170ZM260 169V172L259 173H257L258 172V170ZM27 170V169H26ZM257 170V171H256ZM261 170H263V171H261ZM254 171H256V172H254ZM2 172V171H1ZM25 172V171H24ZM28 172H29V170H28ZM159 172V173H158ZM163 172H165V177H163V179L161 180L162 182H161V185L160 184H156V183H154V178L157 180L158 179V177L159 178H161L162 177V175L163 174H161V173H163ZM190 172V173H189ZM158 173V175H155V177H154V174H157ZM22 174V173H21ZM26 174V173H25ZM23 177V176H22ZM152 177V178H151ZM154 177V178H153ZM140 179V181H142L143 183L142 184H139V182H137L138 180ZM155 180V181H156ZM17 182H19L18 184H17ZM157 182V181H156ZM214 182V183H213ZM212 183H213V185H212ZM259 183V182H258ZM17 186V187H16ZM262 187V188H261ZM128 191L129 192H131V194L129 195L130 196V198L129 199H127V198H125V196L128 194ZM198 191V192H197ZM200 193L201 194H203V197H200ZM262 193V195L260 196V194ZM11 194V193H10ZM180 195V197H181V199L180 200H176V199H174V196H177V195ZM4 195H6V196H4ZM202 196V195H201ZM260 196V197H259ZM179 197V198H180ZM183 197V198H182ZM259 197V198H258ZM175 198H177V197H175ZM3 200V199H2ZM0 203H1V201H0ZM115 203H118L117 205L115 204ZM2 204V203H1ZM226 209H228V211L225 213L224 211L226 210ZM131 210H133V213L129 216V215H127V213H128V211L130 212ZM131 213V212H130ZM222 213H224V215L222 214ZM129 214V213H128ZM220 214L223 216V217H221L220 216ZM69 216V217H68ZM1 227V228H2ZM174 229H176V230H174ZM186 229V230H185ZM232 229H235V230H232ZM233 231V232H232ZM208 233H209V236L208 237H210V239H211V235L210 234H212V235H214L215 237H224V239H223V242H222V239H221V242H222V244H220L219 242H216V244L217 243H219L220 245H223V243L225 242V244L227 245V246H229V247H232V249H233V252H232V256L230 257V256H226L228 259H225L224 257H221L220 256V253L221 252H223V251H220V253H219V255L217 254V253H214V252H218L217 250L216 251H214V252H212V251H206V249H207V247H209V245L208 244H204L203 242H204V240H202L204 237H206L207 235H208ZM206 235V236H205ZM214 236H212V237H214ZM207 237V238H208ZM214 237V238H215ZM219 239V238H218ZM208 240V242H210L209 241V238L207 239ZM213 240V239H212ZM211 240V241H212ZM215 240H217V239H215ZM203 241V242H202ZM207 242V243H208ZM214 243H215V241H213ZM206 243V242H205ZM210 244V243H209ZM215 244H213V246H214ZM218 245V244H217ZM211 246V245H210ZM212 246V247H213ZM216 246V245H215ZM237 246H240V247H242L244 250H240V248H238ZM218 247V246H217ZM221 247V246H220ZM224 246H222V248H223ZM228 247V248H229ZM227 248V247H226ZM208 249H211V247L210 248H208ZM213 249H215V247L213 248ZM212 249V250H213ZM218 249V248H217ZM231 249V250H232ZM228 249H226V251H227ZM230 251V250H229ZM225 252V251H224ZM228 252V251H227ZM226 253V252H225ZM231 253V252H230ZM229 253V254H230ZM223 256V255H222ZM254 259H257L256 261H257V263L256 262H254L255 260ZM212 261H213V263H212Z\"/></svg>",
	"mask_w": 264,
	"mask_h": 264
},
{
	"label": "rangeland",
	"instance_id": "2",
	"mask_svg": "<svg viewBox=\"0 0 264 264\" xmlns=\"http://www.w3.org/2000/svg\"><path fill=\"white\" fill-rule=\"evenodd\" d=\"M1 1H2V0H0V2H1ZM8 1H9V0H6V1L3 0V1H2L3 4H2V2H1L2 5L0 4V7L2 8V9L0 8V14H1V15H0V19H2V20H1V23H0V39H3V41H4V42L2 41L3 43L0 42V46L2 45V46H1V49L3 48L2 50H7V51H3V54H2V51H1V49H0V56H3V55H4V59L0 57V59L3 60V61H0V65H4V67L6 68L7 66H9L8 64L11 63V62H10V59H13V60H11V61H12V64L15 66V63H17V62L20 63V62L24 59V60H26L27 62L29 61L28 63H29L30 66H29L28 64L26 65V61L23 60L24 62H21V64H18V63H17V64H18V67H17V64H16V66H15L16 68H14L13 70H11L12 72H10V70L8 71V70H6V69L4 68L6 73L9 72V74H11V75L7 74V76L9 75V77L6 76V73L3 71V66H1V67H2V70H0V71H2V72H1V74H0V77H1V78H0V81H1L2 79H4L3 77L5 76L6 78L4 79V81L2 80V83L5 82V81H7V82H5V83H8V79H9V82H10V80H11L12 84H14V85H13V86H14V89H13V90L10 89L11 87L8 88L9 85L12 86V84H10V83H9L8 86H7L5 83L2 84V83L0 82V85H1V86H0V91L4 88V89L1 91V93H0V96H1V97H0V99H1V100H0V102H1L0 104H1V106H3L2 104H5V103H6L7 105H9V104H10L9 101H10V99H11V101H12V102H11V103H12L11 105H13V103H14V105H15L16 107L19 108V106H17V104H15V102L18 103V101H19L18 104H19L20 107H21V103H22L21 100H22V99H21V97H20V94H16V92H17V93H19V92L21 93L22 90H27V89H29V88H31V87H33V86H34L35 90H34L33 88H31V89H29V90H27V91H30V90L33 89V90H32V92H33V91H36V90L39 88V90L36 91V93L34 92V93L32 94V95H33L32 97L35 98V99L37 98V99H38V102H39V101H41V102H40V104H39V103H35L37 100H35V99H33V98L31 97V99H30L31 101H30V100H27V102L29 101V103H30L32 106L34 105L33 109H32V106L28 105L29 103L24 104L25 101H23L22 106H24V105L27 106V107L29 106L28 109H27V107L24 106V109H23V107H21V108H19V110H18V108H16V107L10 105L9 108L12 107V108H13V112H12V109L10 110V109L8 108V109H9V110H8V109L6 108V105H5V108L0 106V112H1V108H4V110L7 109L8 113H9V114H7L6 111L4 112L3 110H2V111L4 112V114H1V113H0V115L2 116V117L0 116V119H1V118L3 119V118L5 117V114H7V116H6L5 118L8 119V120H7V123H6V119H5V118L3 119V120L5 121L4 124H5L6 126L3 124V122H2L3 120H0V122L3 124V125H1V123H0V128H1V129H0V134L2 133L1 136H2V137L4 136L5 140L8 139V140H6V141H8V142L6 143V141H5L3 138L0 137V142H1L2 139H3V142H2V143H3V144H2L3 146L0 147V148H2V149H1L2 151H3V150H4V151L7 150V151L10 153L12 147H13L12 150H14L15 144H16V146H18V145H19V146H20V145L23 146V143H27V142H28L27 144H29V146H28L27 144H25V146H23V148L25 147V148L27 149L26 151L29 150V152H30L32 149H34V148L36 147V145H37L36 141H37V142L40 141L39 143H41V140H42V139L39 140V139H38L39 137L36 138L35 136H40V137H41V136H43L42 132H43V133L45 132L44 135L47 134V133H46L47 130H46V131H44V130H43V131H40V128H41V127H42L41 129H44V126H43V125L41 126V123H38V121L36 122V119H33V118H38L37 120H39V121L42 119V121H43L42 124H45V125L47 124V125H46L47 127L45 126V129L49 128V130H48V131H49L48 134L45 135V137L43 136L42 143L44 142V138H46V137L52 136V138H48V139H50V140L54 139L53 135H55V134H56V135H55L56 137H58V136H59L60 138H61V137H62V138L64 137L63 139H61V140L58 139V140H60V141L65 140V141H64L65 146H66V145H69V146L66 147V149H69V147H70V149H69V150H66V152H68V153L71 154V153H73V150H74L75 148H76V150L78 149V147H77L78 145H79V146L82 145L83 140H86L87 136H89L90 134H92V133H91V131H92L91 129H93L94 127H95V128H99L100 124L104 121L105 117L108 116V114H109L108 111H110L111 115H113V114H112V110L114 109V107L117 108V107L119 106V108H117L119 111H118L117 109H116V112H115V109L113 110V113L115 112L114 115H115V114L117 115V114L122 110L123 106H125V105H123V104H124L123 102H125V104H127L128 99H131V98H130L131 93H132L131 97L133 98V97H136V96H137L136 93L139 94V92H142V91H144V90H145V93H146V92L148 93V94H146V96H144V98L147 97L148 95H150L151 92L154 93L157 97H155L154 94H151L150 96L147 97L148 99L145 98V101H146L145 103H147V101H148L149 103H147V104H148L147 107L145 106L146 104L144 103V106H145L147 109H145V107H143V109H142V112H143V113H147V114H148V112H150V113H157V114H160V115H162V113H164L163 116L166 117V115H165L166 112L168 111V113H169V112H170V108H171L172 111L170 112V114L172 113V115H171L170 117L167 116V118L172 119V120L175 119V120H174L175 122L173 121V123H172L173 125H166L167 127H165V128L163 127V125L156 124L157 127H158L159 129L162 128V130L160 129L161 131H160L159 129H158V131H156V130H157V127H156L155 124H154L155 122H150V121H149V123H148L149 125H150V123H152V124H151L152 126L150 125V130H149V131H154V132L156 133V135H157V133H160L162 136H164L165 133H168V132L165 131L164 129H166V130L169 131V129H172V128H175V127L177 128L179 124H180L179 127L184 126V122H185V120H186V116H187V120H188V118H189V116L187 115V113L189 114V112H190L194 107H195V108L197 107V108H196V109L194 108L195 110H192L191 112H193V113H195V114L197 113V114L195 115V114H193V113L190 112L191 114H189V115L191 116V115L193 114L195 117L192 115L191 117H193V118L190 117L189 121H190L191 119H193L192 121H194V119H195V121H198V122H200V121L202 122V120H203L204 122H205L206 120L208 121V118H206L205 116L202 115V113L205 111V109H206V110L208 109V110H210V111H212V112H213V111L215 112L214 109H220V108H221L222 110H223V109L225 110V108L223 107V106H224L223 104H225V107L227 106V107H226V110H225L226 112H224V110L222 111L221 109H220V110H221L222 112H221V111H219V112H220V113H227V114H228V113L230 112V111H229V107H228V105H230L231 102H233V101L236 100V99H237V101H238V100L241 101V100H243V98H246L245 100L248 101V105H251V106H252V105L255 104L254 107H257V112H259V113H257V114L261 115L260 113L262 112V115H264V113H263V112H264V101H263V100H264V98H263L264 96L260 95V93H259V89L257 90V88H259L258 85H257V86H255V85H254V86H253V85H250V86H248V87H245V88H251V86H253L252 89H251V92H253L254 89H255L256 91H254V92L251 93V94H250V92H248V93L246 94V95H248V96L245 95V96H246V97H245V96L243 95L242 98H241V96H242V93H243L244 91H243V92H242V91H239V92H242L241 95H239L240 93H238V90H237L238 87H239V90H242V89L244 88V87H242V85H241V82H243V81H244V82H247L246 80H252V79L254 80V79H258L259 77H264V76H263V75H264V67H263L264 64L262 65V61H264V56H263V60H262V56H261V55L264 54V52L262 53V51H261L262 49H263V51H264V48H263L264 45H262V46H258L257 43L259 44V42H257V43H255V44H253V46H252V45L249 46V49L256 48L257 46H258V48L261 49V50H259V54H260V53H262V54H260V55L258 54V56L261 57V58H258V56H257V59H258V61L261 62V64H260L259 67L262 66L263 68H262V67H261L262 69L259 68L260 72L257 70L259 73L256 74V72H255L254 75L251 73V70L249 71V69H246V70L244 71V74L246 73V75L244 76L245 78L242 76V79H241V77L239 76V74H238V76H237V71H236V72H235V71H234V72H230V73L225 72V71H226V70H225V66H226V65H225V62H226L227 60L230 59V58L228 59V57H225V58H226V61H225V62L222 61L223 59L221 58V64L218 65V68H219V69H218V68L216 69L217 66H216V67H213V68L208 72L210 75H209L208 73H206L205 70H204L202 67H200V64L197 63L196 60H194L195 62L192 61L197 55H199V53L202 52V49H203L205 46H207L205 42H207L208 45H209V44L211 43V41H212V43H213L214 41H217V42L219 41V37H220L219 35H220V33H218V32H220V31H218V30H220L221 27L224 25V23H222V21H223L224 19H226L225 17H229L228 15H229L230 11H232V10L234 11V9L236 10V8H237V4H238V3H236V2H239L240 0H233V2H232V0H228V2H227L226 0H211V2H213V4L210 2V3H211V4H210V5H211V6H210V9H211V10H210V9L204 10V13H203V9H202V10H200V11H202V12L199 11L200 13L198 12V14L195 12L196 14L194 13V17H192L193 19L190 20L188 24H186V27H185L184 24H182V25H184V28H186V30H188V29H190V30H188V31L186 32L185 29H184L183 27H181L182 30H180L179 33L177 34L178 37L176 36V37L174 38V40H171V39H170V40H169L170 43L168 42V45L165 44L166 46H165V45L160 46L161 48L159 47V48H158V51H157V49H156V50H153V55H152V56H154V53H158V52H159L158 55L156 56V58L154 57V58H155V59H154V60H155L154 62H153V60H152L153 57H151V56H149L151 59L148 57V58L150 59V61H149V60H147V59H148L147 57H146V59L143 58L145 55L143 56V54H140V55H137V54H136V53L138 52V50H137L138 48H134V46H135V47H138V46H137V45H138V44H137L138 41L136 40L137 38H135L136 35H135V34L132 35V33H130V32L127 30V29H128L127 25H128V24L130 23V21H131L130 16H131L132 14L136 13V11H137V9H138L137 6H139L138 4L140 3V1H143V0H132V1H131V0H122V1H121V0H117V1H118L117 3H114L115 0H113V1H112V0H108V1H106V2H109V3H106L105 0H104V1L101 0L102 2H101L100 0H96V1H99L100 6H98V5L95 6L94 3H98V2H95V0H92V3H91L90 0H89V1L87 0V1H88V4L91 6V7L89 6V7H90L89 10H91V12L94 11V10H96L95 8H97V10H99V7H100V11H97V10H96L95 13H97V14H95V13L93 12V13H92V16H91V14H90L91 12H89L88 8H87V10H86V9L84 10V8L86 7L85 5H87V7H88V4H86V0H78V2H79V1H80V2H79V3L74 2L75 4H73V2H70V3L72 4V5H71V4L69 3L70 6H73V5H74L73 8H72V7H69V4H68V3H63V4L60 5L62 8L59 6V7L61 8V10H60L59 7H57L56 9L59 10V11H57L56 9H55V11H54V10H52V11H47L48 13L43 11V14H44V15H43V14H42V15H41V14H40V15H39V14H37V15H33V11L36 10V7H34V6H36V5H37V9H38V8L42 9V8H41V7H42L41 2L44 3L46 0H45V1L42 0L41 2H40V0H36V1H35V0H10L9 2H8ZM21 1H22V2H21ZM31 1H32V2H31ZM37 1H38V2H37ZM53 1H55V2H53ZM53 1H52L53 4L55 3L54 5H56L57 1H56V0H53ZM81 1H84V2H83V8H81V7H82V2H81ZM111 1H112V2H111ZM123 1L126 3L125 8H124V2H123ZM126 1H128V2L130 1V2H129L130 4H128V2H126ZM133 1H135V2H133ZM214 1H215V2H214ZM218 1H219V2H218ZM220 1H221V2H220ZM222 1H223V2H222ZM241 1H243V0H241ZM247 1H248V0H247ZM250 1H251V0H249L248 2H250ZM260 1H261V0H260ZM4 2H5L7 5H6ZM13 2H14V3H13ZM18 2H19L20 4H19ZM34 2H35V3H34ZM58 2H59V1H58ZM89 2H90L92 5H91ZM93 2H94V3H93ZM115 2H116V1H115ZM122 2H123V3H122ZM131 2H132L133 5L131 4ZM225 2H227L226 4L232 5V8L230 9L229 6H228L229 8L226 7L227 5L225 4ZM15 3H16L17 6L14 5ZM21 3H22V4H21ZM38 3H39V5H38ZM76 3H77V4H76ZM80 3H81V4H80ZM105 3H106V5H105ZM113 3H114V4H113ZM134 3H135L136 5H135ZM137 3H138V4H137ZM214 3H215V4H214ZM222 3H223V5H222ZM239 3H240V2H239ZM33 4H34V5H33ZM40 4H41V5H40ZM57 4H58V3H57ZM64 4H66L65 6L67 7V9L69 8L70 11H72V10H71V8H72V9H73V12H75V14H72V12H71V14L68 13V12H69V11H68L69 9H68L67 12H66V7L64 6ZM103 4H104V7L106 6V8H103V7H102ZM109 4H111V5H109ZM120 4L123 5V6H120ZM199 4H200V3H199ZM202 4H203V2H202ZM218 4H219V5H218ZM233 4H234V5H233ZM13 5H14V6H13ZM58 5H59V4H58ZM58 5H57V6H58ZM75 5H76V7H75ZM127 5H128V6H127ZM131 5H132V6H131ZM212 5H213V6H212ZM2 6H3V7H2ZM20 6H21V7H20ZM22 6H23V7H22ZM26 6H27V7H26ZM39 6H40V7H39ZM80 6H81V7H80ZM92 6H95V7L93 8ZM107 6H108V7H107ZM112 6L114 7V9H115V7H116V9H117V6H118V9H117V10H114V9L112 8ZM133 6H134V7H133ZM223 6H224V7H223ZM4 7H5V10H4ZM9 7H10V8H9ZM12 7H14V8H12ZM32 7H33V8H32ZM63 7H64V8H63ZM101 7H102V8H101ZM110 7H111V8H110ZM127 7H128V10H126ZM129 7H130V8H129ZM132 7H133V8H132ZM220 7H223V8L226 7V8H225V12H226V11H229V12H226V13L222 14V12H224V9H222V8H220ZM17 8H18V9H17ZM58 8H59V9H58ZM74 8H75L76 10L78 9V11H75ZM80 8H81V9H80ZM91 8H92V9H91ZM107 8H109V9H108L109 11L107 10ZM119 8H121V9L123 8V9L120 10ZM131 8H132V9H131ZM11 9H12V10H15V11H12ZM27 9H28V10H27ZM29 9H30V11H29ZM64 9H65V10H64ZM82 9H83V10H82ZM124 9H125L126 11H125ZM133 9H134V10H133ZM135 9H136V10H135ZM219 9H220V10H219ZM221 9H222V10H221ZM10 10H11V11H10ZM80 10H81L83 13H82ZM101 10H102V13H99V12H101ZM113 10H114L116 13L113 12ZM118 10H120V11L118 12ZM129 10H131L130 13L128 12ZM212 10H213V11H212ZM217 10H219V11H217ZM5 11H6V12H5ZM18 11H19V12H18ZM24 11H25V12H24ZM26 11H29L28 14H27ZM62 11H63V12L65 11V13H62ZM79 11H80V12H79ZM106 11H108V12H106ZM121 11H122V12H121ZM132 11H133V12H132ZM9 12H10V13H9ZM12 12H15V13H12ZM22 12H23V13H22ZM41 12H42V11H40V13H41ZM58 12H59V13H58ZM78 12H79V13H78ZM86 12H87L88 14H87ZM103 12H104V13H103ZM127 12H128V14H127ZM234 12H235V11H234ZM234 12H233V13H234ZM2 13H6V15L3 14V15L5 16V19L2 18V16H3ZM16 13H17V14H16ZM20 13L22 14V16H21ZM51 13H52V14H51ZM53 13H54V14H53ZM56 13H57V14H56ZM60 13H61V14H60ZM67 13H68L69 15H71V16L73 15V16L71 17V16H69ZM76 13H77L78 15H77ZM106 13H108V15H107ZM118 13H119V15H117ZM121 13H123V14L121 15ZM124 13L127 14V16H126ZM218 13H219V15H221L222 18L218 15ZM18 14H20V15H18ZM24 14H25V15H24ZM26 14H27V15H26ZM30 14H32L33 16L30 15ZM48 14H49V16H48ZM58 14H60V15H62V16L60 17V15L58 16ZM79 14H81V15L79 16ZM84 14H86V15H89V14H90V15H89L88 17H86V15L84 16ZM93 14H94V16H93ZM109 14L113 15V17L110 16ZM205 14H206V16H205ZM207 14H208V15H207ZM211 14H212V15H211ZM215 14H217L220 18L217 19ZM14 15H15V16H14ZM29 15H30V17H31V16H32V17L29 18ZM38 15H39L40 17H39ZM50 15L52 16L50 19L53 20V21H51V20L48 18V17H50ZM53 15H54V16H53ZM65 15H66L67 18L64 17ZM95 15H98V16L95 17ZM101 15H102V16H101ZM104 15H105V19H106V18L108 19L109 16H110L111 18L109 17V20L106 19V20H107V21H106V20L104 19ZM123 15H124V17H122ZM128 15H129V17H128ZM195 15L198 16V18H197ZM200 15H201V16H200ZM202 15H203L204 17H202ZM214 15H215V16H214ZM4 16H3V17H4ZM8 16H9V17H8ZM12 16H13V17H12ZM35 16H36V17H35ZM37 16H38L39 18H38ZM44 16H45V17L48 16V17H47L48 19H47V18L45 19ZM55 16H56V17H55ZM77 16L79 17V20H78V17H77ZM82 16H84V17H82ZM100 16H101V17H100ZM107 16H108V17H107ZM120 16H121V17H120ZM125 16H126V18H125ZM208 16H209V17L211 16V17L209 18ZM17 17H18V18H17ZM25 17H26V18H25ZM33 17H35V18H33ZM42 17H43V20L40 19V18H42ZM53 17H55V18H53ZM62 17H63V18H62ZM73 17H76L77 20H76L75 18H74V19H71V18H73ZM81 17H82V18H81ZM89 17H90V18L92 17V18H91V21H90ZM94 17H95V19H94ZM117 17H118L119 19H118ZM127 17H128V19H127ZM212 17H213V21L211 20ZM15 18L19 20V22H18V20H17V22H18V23H21L20 25H18V23H17V26L14 25V24H12L13 22H11V21H14V23H15V20H16ZM19 18H20L21 20H20ZM27 18H29V19H27ZM60 18L63 19V20L60 21V20H61ZM65 18H66V19L69 18V19L73 20V21H72V24H73V22H74V25H73V26L70 25V24H71V22H70L71 20L68 19V20H69V21H68V20H66ZM80 18H81V19H80ZM85 18L87 19L86 22H85V20H86ZM96 18H97V19H96ZM99 18H101V19H99ZM124 18L126 19V21H125ZM194 18H195V20H194ZM200 18H201V19H200ZM203 18H204V19H203ZM205 18H206V19H205ZM207 18L209 19V21H208ZM11 19H12V20H11ZM13 19H15V20H13ZM23 19H24L25 21H24ZM30 19H31V20H30ZM32 19H33L34 21H36L37 19H39V20H38V22L36 21L35 23H33L34 21H33ZM54 19H55V20H54ZM57 19H58L59 21H58ZM92 19H93V20H92ZM110 19H111V20H110ZM113 19H115L116 21L113 20ZM117 19H118V20H117ZM3 20H4V21H3ZM8 20H9L10 22H9ZM40 20H42L41 22H43V21H45V22L41 23ZM47 20H49V21H51V22H50V23H47ZM100 20H101L103 23H102ZM112 20H113V21H112ZM119 20H120V21H119ZM188 20H189V19H188ZM193 20H194V21H193ZM200 20H202L203 22H201ZM206 20H207V22H205ZM210 20H211V21H210ZM219 20H220V22H219ZM221 20H222V21H221ZM2 21H3V22H2ZM28 21H29V22H32V21H33V22H32V23H27ZM49 21H48V22H49ZM55 21H57V23L59 22V27H57V23H56ZM64 21L67 22V25H66V23H65ZM82 21H84L85 23L82 22ZM95 21H96V24H94ZM105 21H106L107 23L109 22V24L112 23L113 25H112V24H111V25H108L107 23L104 24ZM110 21H111V22H110ZM121 21H123V22H121ZM199 21H200V23H199ZM217 21H218V22H217ZM6 22H8V23H10V24H8V23H6ZM61 22H63V23L60 24ZM68 22H69L70 24H69ZM75 22H76V23H75ZM78 22H79V24L82 23L84 30L86 29V30H85L86 32L84 31V34L86 33L88 36H89V34H90L89 37H88L87 35L82 34L81 36H78V38H77V37H76V34H75L76 32H72V31H70V30H71L70 28H72V29H73L74 27L78 28V25H77ZM97 22H98V23L101 22V24H103L102 26H101V24H100V26H99V27L101 28V30H100V28H99L98 26H96V25L98 24ZM115 22L118 23V24H114ZM120 22H121L122 24H121ZM125 22H126V23H125ZM190 22H193V23L195 22V23H194V25H193V23H192V26H191V23H190ZM208 22H211V24H212L213 22H214L215 24H219V23H221V25H222V24H223V25H222L221 27L219 26L220 24L217 25V27H216V28H217V31H216L215 28H214L215 30L213 29V30L215 31V33H216V34H215L214 31L211 32V30H208V29H207V28H208V25H209V24L207 25ZM216 22H217V23H216ZM39 23H40V24H39ZM44 23H47L48 25L46 24V25H47V26H46ZM52 23H54L53 26H52ZM89 23H90V24H89ZM91 23H92V24H91ZM119 23H120L121 26H123V27H120V24H119ZM123 23H124V25H125V24H126V25L124 26ZM205 23H206V24H205ZM28 24H29V25H28ZM35 24H37V25H35ZM41 24H42V26H44V27H42ZM64 24H65V25H64ZM203 24H204V25H203ZM7 25H8L9 27H8ZM13 25H14L15 27H13ZM21 25H22V26H21ZM26 25H27V26H26ZM38 25H39V26H38ZM55 25H56V26H55ZM61 25H62V26H61ZM85 25H87V26H85ZM89 25H91L92 27H91V26L89 27ZM98 25H99V24H98ZM114 25L116 26V28H117L118 25H119L118 29H116V30H117V33H118L120 36H122V37L125 35V36H124V37H125V40H124V37H123V38H121V37H115V36L113 35L114 32H116V31H115V27H114ZM189 25H190V26H189ZM206 25H207V28H206ZM20 26H21V28H19ZM23 26H24V28H23ZM25 26H26V27H25ZM28 26H29V27H28ZM34 26H35V28H34ZM63 26H64V27H63ZM66 26H67V27H66ZM84 26H85V27H84ZM104 26L106 27V29H105ZM111 26H113L114 28L111 27ZM187 26H188V29H187ZM198 26H200L201 28H198ZM215 26H216V25H214V27H215ZM4 27H5V28H4ZM11 27H12V28H11ZM17 27L19 28V30H18ZM37 27H39V28H37ZM40 27H41V28H40ZM45 27H46V28H45ZM47 27H48V28H47ZM53 27H54V28H53ZM55 27H56L57 30L55 29ZM88 27H89V28H88ZM102 27H103V28H102ZM189 27H190V28H189ZM202 27L205 28V29H204L205 32L203 31V28H202ZM218 27H219V28H218ZM16 28H17V29H16ZM31 28H32V29L34 28L33 30H34V31L37 30V31L34 32V31H32ZM36 28H37V29H36ZM61 28H62V29H61ZM64 28H65V29H64ZM87 28H88V29H87ZM91 28H92V31H93V32H95L94 30H96V28L99 29L100 31H99V30H98V31L96 30V33H97V32H100L101 35H100V33H99L100 36H99V35H96V33H94V34L92 35L93 32L91 31ZM107 28L110 29V30L108 29L109 33H111L112 31H113V33L108 34V32H107ZM112 28H113V30H112ZM121 28H122V29H121ZM2 29H3V30H2ZM13 29H14V30H13ZM15 29H16V30H15ZM24 29L27 30L28 32L25 31ZM38 29H39V31H38ZM40 29H42L45 33H44L42 30H40ZM48 29H49L50 31H49ZM59 29H60V32H59ZM68 29H69V30H68ZM89 29H90V30H89ZM102 29H105L106 34L104 33V31L102 32ZM119 29L123 30L124 32L121 31V30L119 31ZM125 29H126V30H125ZM183 29H184V31H183ZM199 29H200V30H199ZM10 30H11V33H9ZM52 30H53V32L56 30L55 33L53 34L54 36L51 35V33H53ZM64 30H66V32H65ZM73 30L75 31V30H77V29H73ZM111 30H112V31H111ZM5 31H6V33H4ZM8 31H9V32H8ZM13 31H15V32H13ZM40 31H41V32H40ZM57 31H58L60 34H58ZM67 31H68V32H67ZM88 31H89V32H88ZM181 31L184 33L183 35H182V32H181ZM192 31H193V32H192ZM1 32H2L3 34H2ZM12 32H13V33H12ZM18 32H19V33H18ZM21 32H22V33H21ZM29 32H30V33H29ZM47 32H50V33H49L50 36H49V34H48ZM61 32H63V33H61ZM120 32H123V33H125V34L122 35V33L120 34ZM7 33H8V34H7ZM14 33H15V36H12V34L14 35ZM16 33L19 34V35H17ZM35 33H37L38 35H37V36H35V35H31V34H35ZM42 33H43V35H42ZM69 33H70V35H71V34H75V35H73V36H75L74 38H72L73 36L71 35V36H72V37H71L72 40H71V38H69V37H70ZM103 33H104V35H103ZM127 33H128V34H127ZM129 33H130V34H129ZM180 33H181V34H180ZM185 33H186V34H185ZM208 33H210V34L208 35ZM217 33H218L219 35H218ZM10 34H11V35H10ZM22 34H24V35L22 36ZM25 34H26V35H25ZM27 34H28V35H27ZM44 34H45V35H44ZM47 34H48V36H46ZM64 34H66V35H64ZM97 34H98V33H97ZM107 34H108V35H107ZM126 34H127L128 37H126ZM191 34H192V35H191ZM200 34H202V35L200 36ZM211 34H212V35H211ZM214 34H215V36H216L215 38H213V37H214ZM3 35H4V37L1 38ZM5 35H6L8 38H9V36L11 37L9 41H8V38L6 39ZM16 35H17V36H16ZM20 35H21V36H20ZM30 35H31V36H30ZM41 35H42V36H41ZM62 35H63V36H62ZM106 35H107V36H106ZM130 35H131V37H129ZM204 35L208 36L209 38L206 37V36H204ZM33 36H35V37H33ZM38 36H39V38H38ZM60 36H61V37H60ZM66 36L68 37V39H66V38H67ZM82 36H83L87 41H86L85 39L83 40V39H82ZM86 36H87L88 38H87ZM97 36H98V37H97ZM102 36H104L105 39H104ZM108 36L110 37L111 40L109 39ZM133 36H134V37H133ZM16 37H17V38H16ZM19 37H22V39L19 38ZM24 37H25V38H24ZM30 37H32L33 39H30ZM36 37H37L38 39H37ZM41 37H42L41 41L44 40V41H42V44H41V42H40V40H39ZM46 37H47V38H46ZM52 37H53V38H52ZM55 37H56V38H55ZM57 37H58V38L60 37V39H61L62 37H63V38L60 40V39H58ZM99 37L102 39V41H104V40L107 39V42H106V41L102 42L101 39H100ZM111 37H112V38H111ZM113 37H114V38H113ZM197 37H198V38H197ZM199 37H200V38H199ZM201 37H202L203 39H202ZM204 37H205V40H204ZM210 37H212V38H210ZM12 38H13V39H12ZM15 38H16V39H15ZM18 38H19V39H18ZM43 38H45V39H43ZM49 38H50V39L52 38V39L50 40ZM76 38H77L78 40H80V41H79V44H76V43H75V42L78 43V40H77ZM94 38H96V39L98 40V42H97V40H95ZM116 38H117V39H116ZM119 38H120V39H119ZM131 38H132V40H133V38H135V41L133 40L134 44H132V42H131L132 40H131V41L129 40V39H131ZM176 38H177V39H176ZM192 38H193V39H192ZM194 38H195V39H194ZM11 39H12V40H11ZM14 39L16 40V42L14 41ZM35 39H36V40H35ZM47 39H48V40H47ZM65 39H66V40H65ZM74 39L77 40V41H73ZM81 39H82L83 41H82ZM99 39H100V40H99ZM103 39H104V40H103ZM121 39L124 40V41H122ZM126 39H128V40H126ZM208 39H209V42H210V43L208 42ZM5 40H6V42H5ZM19 40H20L24 45H23ZM24 40H25V41H24ZM27 40H29L30 43H29ZM32 40H33V41H32ZM34 40H35L36 42H35ZM37 40L40 42V45H39V42H38ZM49 40H50V42H49ZM54 40H55V41H54ZM89 40H91V43H90ZM108 40H110L111 43H110ZM177 40H178V41H177ZM196 40H197V41H196ZM198 40H200L201 42H199ZM213 40H214V41H213ZM220 40H221V39H220ZM0 41H1V40H0ZM7 41H8V42L11 41V42L8 43ZM26 41H27L28 43H27ZM47 41H48V44H50V46L47 44ZM52 41H53L54 44H55V43L57 44V45H54V46H53V47H55V48L52 47V44H53V43L51 44ZM59 41L62 42V43H60ZM63 41H64V42L66 41V42L69 43V44H70V42H72V43H71L70 45H69V44L67 45V43L65 42V43H64V44H66V46H65V45L63 44ZM68 41H69V42H68ZM88 41H89V42H88ZM92 41H93V42H92ZM114 41H116L115 43H117V42L119 41V42L117 43L118 45L115 44ZM120 41L123 42V43L126 44V45L128 44V43H126V42L129 41V44L131 43V44H130L131 47H129L130 45L128 44L129 46L127 45V48H126L125 46L123 47V48H125L126 50H124V49L121 50V48H122V46H123L124 44L121 45V42H120ZM173 41H174L175 44H173ZM179 41H180L181 44H182V42H183V45H184V46L181 45V44L179 43ZM193 41H194V42H193ZM195 41H196L197 43L199 42L200 44H199V43H198V44L195 43ZM202 41H203V42L205 41V42L202 43ZM12 42H13V44H12ZM80 42H84V43H85V42H88V43H87V44L85 43V44H86V45H85V44L80 43ZM101 42H102V45H105L106 43H107V44L110 43L109 45L112 44L111 47H113V48H111V49H113V50L115 49L116 52L119 51V52L121 53V54H120V55H121L120 58L125 59V61L127 60V66H128L129 68L131 67L132 70H130L131 68L129 69V68L125 65V67H127V70H126L125 68H124V69H123V68L121 69V70H123V71H121V70H117V69H116V70H117L116 72H118V73H116V75L114 74L115 71L112 72V71L110 70V71H109V72H110L109 74H111V76H110V75H108V76H110V77H112V78H110V77H106V78H109V79H106L107 81L109 80L108 82H107V81H104L103 78L100 79V80H103L102 82H100V80L96 82V79H97V78H95V80H93L94 76L90 78V77H89L90 74H84V72H85L84 70H83V71L80 70L79 67H78V68H79V69H78L77 66H76V64H78V63H75V64H74V61L71 60V59L74 58V55L72 56V54H75V53H77V52L80 53V51H81V52L83 51V53H85V52H87V50H88V55L91 54V55H89L90 57H87V58H85V57H78V59H79V64L82 62V61L80 62V58H84V61H87V60H89L88 58H92V57H94V56L97 57L98 54L95 53V52H98V49L100 48V43H101ZM108 42H109V43H108ZM136 42H137V43H136ZM5 43L10 44V46H13V47H14V45L16 46L17 44L20 43V44H22V45H20V44H19V45H20L22 48H20L19 45H18L16 48H15V47H14V48H13V47L10 48V46L7 45V44H5ZM14 43H15V44H14ZM33 43H34V44H33ZM36 43H37L38 45H37ZM43 43H44V44H43ZM58 43L61 44L60 46H63V45H64V47H63V48L60 47ZM97 43H98V44H97ZM103 43H105V44H103ZM25 44H27V45H25ZM29 44H31L32 46H30ZM45 44H47V45H45ZM73 44H74V45H73ZM80 44H81V45H80ZM89 44H90V45H89ZM93 44H94L95 46H94ZM96 44H97V46L99 45L98 48H97ZM135 44H136V45H135ZM178 44H179V47L177 46ZM36 45H37V47H35ZM43 45H45V46H43ZM75 45H76V46L78 45V48H77ZM79 45H80V46H79ZM82 45H83V46L85 45V46L83 47ZM87 45H88V46H87ZM91 45H92V47H91ZM114 45H115V48H114ZM119 45H120V46H119ZM133 45H134V46H133ZM174 45H175V46H174ZM185 45H186V46H185ZM187 45H188L189 47H188ZM254 45H255V46H254ZM3 46H4V47L7 46V47H5V49H4ZM38 46H39V47H38ZM46 46H47V47L49 46V47H48V50H47ZM58 46H59V47H58ZM67 46H68V47H67ZM69 46H70V47H69ZM74 46H75V49H77V50H78L79 48H80V49L83 48V50H82V49H81V50L79 49L80 51H79V50H78V51H77V50H74ZM89 46H90V47H89ZM181 46H182L183 48H182ZM28 47H29V48H28ZM30 47H32V50H33V51H31V48H30ZM33 47H34V49H33ZM41 47H43V48L41 49ZM44 47H45L46 49H45ZM50 47H52V48H50ZM85 47H86V49H85ZM87 47L91 48V49H90V52H89V48H87ZM94 47L97 49V51H95V52H94V50H93ZM109 47H110V46H109ZM116 47L118 48V50L116 49ZM128 47H129V48H128ZM132 47H133V48H132ZM167 47H168L169 49H171V48H172V49L169 50ZM193 47H194V48H193ZM195 47H196V48H195ZM199 47H200V48H199ZM7 48H8V49H7ZM17 48H18V50L20 49V50H19L20 53H21L22 49L24 48L23 51H22V53H24V54H21V55H14L15 53H16V54L19 53L18 50H17V51H14V50H16ZM25 48H26V51H25ZM56 48H58V49H56ZM59 48H60V49L62 48V49L60 50ZM64 48H66V49L64 50ZM67 48H68V50H67ZM92 48H93V49H92ZM163 48H164L165 50H166V49H167V50L164 51ZM175 48H176V49H175ZM177 48H178L179 50H177ZM185 48H186V49H185ZM189 48H190V49H189ZM10 49H12V53H11V50H10ZM27 49H28V51H30V53L27 51ZM35 49H36V50H35ZM37 49H38L39 51H37ZM44 49H45V51H44ZM54 49H56V50H54ZM69 49H70V50H69ZM71 49H73V50L76 51V52L72 51ZM96 49H95V50H96ZM127 49H128V50H127ZM130 49H131V51H132V49H135V50H137V51L135 52V50H133L134 52H133V51L131 52ZM162 49H163V51H162ZM181 49H183V52H182ZM187 49H188L189 51H188ZM194 49H196V50H195V53H196V56H195V57H194V55H195V54H194ZM198 49H199V50H198ZM217 49L223 51V49H222L221 47H219V48H215V51H213L214 53H212V51H209V53H212L211 56L213 55V57H214L215 52H216V55H215V56H217V52H218ZM40 50H41V52H40ZM66 50H67L68 52H67ZM120 50H121V51H120ZM168 50H169V51H168ZM172 50H173V51H172ZM200 50H201V51H200ZM213 50H214V49H213ZM8 51H9V54L7 53ZM42 51H43V52H42ZM46 51H47V52H46ZM55 51H56V53L54 54ZM57 51H59V53H58ZM64 51H65V53H67V55H66V57H67L66 61H65V58H66V57L64 56V55H65V54H64ZM71 51H72L73 53L70 55ZM128 51H129V52H128ZM154 51H155V52H154ZM161 51H162V52H161ZM167 51H168L169 53H168ZM174 51H175L176 53H175ZM186 51H187L188 54L186 53ZM190 51H191V52H190ZM199 51H200V52H199ZM203 51H204V50H203ZM221 51L218 52V55H219L220 53H222ZM4 52H6L7 54L4 53ZM31 52H32V53H31ZM34 52H36L37 54L35 53V55H34V54H33ZM39 52L41 53L42 56L39 54ZM49 52H50V54H49ZM61 52H63V53H61ZM69 52H70V53H69ZM93 52H94V55H93ZM126 52H127V54H128V57L126 56V55H127ZM163 52H164V53H163ZM177 52H179V54H178ZM180 52H182L183 54H181ZM189 52L192 53V54H191V57H190V53H189ZM197 52H199V53L197 54ZM10 53H11V54H10ZM20 53H19V54H20ZM25 53H26V54H25ZM27 53H28V54H27ZM44 53H46V54H48V55H46V54H44ZM60 53H61V54H60ZM123 53H124V54H123ZM134 53H135V56H134ZM161 53H162L163 55H162ZM167 53H168V54H167ZM170 53H171V54H170ZM174 53H175V54H174ZM30 54H31V55H30ZM38 54H39V55H38ZM62 54H63V55H62ZM68 54L70 55V57H69ZM86 54H87V53H86ZM165 54H166V55H165ZM176 54H177L176 57H178V56L180 57V56H181L180 59H182V60L176 58L178 62L173 63L174 60H175V55H176ZM186 54H187V55H186ZM10 55H11V56H10ZM12 55H14L15 57L12 56ZM29 55H30L31 57H33V61H30V60H29V59H31ZM49 55H50V56H49ZM53 55L56 56V58H57L58 60H57V59H54ZM57 55H59V57H58ZM92 55H93V56H92ZM96 55H97V56H96ZM122 55H123V56L125 55L124 57H127V58H129L130 55H131V58L128 60L127 58H124ZM132 55H133V56H132ZM136 55H137V56H136ZM172 55H173V58H172ZM183 55H184V57H183ZM9 56H10V57H9ZM21 56H22V58H21ZM34 56H35V57H36V56H41V57H40V58H39V57L34 58ZM46 56H47V57H46ZM91 56H92V57H91ZM140 56H142L143 59H140V58H139V59H136V61H138V60H145V61H142V62H145V63H143V64H142L141 61L139 62V64H140L141 66H140V65L138 64V62H136L135 59H134V58H138V57H140ZM165 56H166V57H165ZM188 56H189V57H188ZM8 57H9V58H8ZM16 57H18V59H17ZM48 57H51V58H49L50 60L48 59ZM52 57H53V58H52ZM60 57H61V58H60ZM132 57H134V58L132 59ZM161 57H162V58H161ZM164 57H165V59H163ZM167 57H169V58H167ZM192 57H193V58H192ZM5 58L8 59L9 62H8ZM15 58L17 59L16 62H15ZM26 58H28V59H26ZM41 58H42V59H41ZM46 58H47V59H46ZM68 58H69V61H68ZM166 58H167L168 61L166 60ZM170 58L174 59V60H172V63H171V61H170V60H171ZM187 58H188V59H187ZM190 58H192V59H190ZM225 58H224V59H225ZM19 59H21V60L19 61ZM34 59H35V65H38V66H34V67H33ZM39 59H40V60H39ZM44 59H46V60L48 61V64L50 63L52 66L49 64L50 66L47 67V65H48V64H47V61L44 60ZM51 59H52V60H51ZM59 59H60V60L63 59L64 62H63V60L60 61ZM131 59H132V61H130ZM158 59H159V60H158ZM162 59H163L164 63H163ZM183 59H184V60H183ZM5 60H6V62H7V63H6L7 66H6L5 63H4ZM31 60H32V59H31ZM41 60H44V61L40 62ZM70 60H71L73 63H72ZM81 60H82V59H81ZM146 60H147L148 63H146ZM187 60H188L189 62L191 61L190 65L193 66V64H194V67H193V68L197 69L198 73H197L196 70H195V71L193 70V71H194L197 75H198V74H201L199 77H198L196 74H194L195 76H194V75L192 76V75H188V74H186V72H187L188 69H186V71H183V73L185 72L184 74H186V77H184L185 75H184L183 73L181 74V72H182V70H181V66H182V64H183L184 62L186 63ZM261 60H262V61H261ZM37 61H38V62H37ZM128 61L130 62L129 65H128ZM160 61H161L162 63H161ZM179 61L181 62V64L179 63ZM182 61H183V62H182ZM229 61H230V60H229ZM229 61H227L226 64L229 63ZM1 62H3V63H1ZM31 62H32V64H31ZM51 62H52V63H51ZM54 62H55V63H56V62H58V63H59V62L63 63L62 65H64V69H65V70L63 69L64 74H63V72H61V71H62V68H63V66L60 65L61 63H59V64L56 63V65H54V64H55ZM65 62H66V64H65ZM69 62H71L70 66H69ZM132 62H133V64H132ZM157 62H158L159 65L157 64ZM166 62H167V64H165ZM168 62H170V63L168 64ZM24 63H25V64H24ZM42 63H44V64H42ZM45 63H46V64H45ZM125 63H126V62H125ZM135 63L138 64L139 66L136 65ZM150 63H153V64H152L153 66H152V65L150 66ZM223 63H224V65H223ZM263 63H264V62H263ZM67 64H68L69 67L66 69ZM72 64H73L74 66H73ZM144 64H145V65L148 64V65H146V66H148V67L150 66V67H149L150 69H151V67H152V70H150V69H146V70H145L146 66H145ZM160 64H162V65L164 64L165 67H164V66L161 67ZM174 64H176V66H174ZM25 65L28 66L29 69L26 68ZM65 65H66V66H65ZM132 65H133V66H132ZM154 65H155L156 67H155ZM166 65H167V66H166ZM169 65H171L170 67H172V69H173V67H174L175 70L173 69V70H174V71H173V70L169 67ZM197 65H199V66H197ZM221 65H222V66H221ZM21 66H22V67H21ZM23 66L25 67L24 69H22ZM43 66H44V67H43ZM56 66H57V68L55 69ZM59 66H60V67H59ZM137 66H138V67H137ZM158 66H160V67L158 68ZM178 66H179L180 68H179ZM1 67H0V68H1ZM19 67H21V68H19ZM35 67H36V68H35ZM45 67H46L47 69H49V70H44ZM51 67H53L55 70L58 71V72H57V71H56V72H57V75H59L60 79H59V77H58L57 75L55 76V74H56V73H54L55 70H53L54 72L52 73V71H51L52 68H51ZM73 67H74V69H75V68H77V69L74 70ZM110 67H111V66H110ZM113 67H114V66L112 65L111 68H113ZM142 67H143V68H142ZM166 67H167V69H168L169 72H166V71H167V70L165 69ZM168 67H169L170 70H172V71H170ZM182 67H183V66H182ZM18 68L20 69V75H21V76L18 74V73H19V69H18ZM30 68H31V69H30ZM40 68H43V69H41L43 72H42L41 70H39ZM58 68H59V69H58ZM117 68L119 69V67H117ZM133 68L136 69V70H137V68H139V69L142 68V69H140V71L137 72L139 69L136 71V70H134ZM153 68H154V69H153ZM157 68H158V69H157ZM160 68H162V69H160ZM177 68H179V69H177ZM223 68H224V69H223ZM68 69L70 70V72H69ZM128 69H129V70H128ZM155 69H156V70H155ZM176 69H177V70H176ZM200 69H203V70H200ZM16 70H17L18 73L16 72ZM30 70H31V72H30ZM35 70H36V72H35ZM38 70H39V71H38ZM59 70H60V71H59ZM76 70H77V71H76ZM124 70L128 71V73H127L126 71H124ZM148 70H149L150 72L153 71V74L155 73V75L158 73L157 76H158L159 74H160V75L157 77V76L151 74L152 72L150 73ZM154 70H155V71H158V72H155ZM164 70H165V71H164ZM179 70H180V71H179ZM216 70H219V72L216 71ZM224 70H225V71H224ZM7 71H8V72H7ZM13 71H14L15 73H17V75H15ZM22 71H23V72L26 71V72H24V74H25L27 77L24 76V74L22 73ZM27 71L29 72V74H30V73H31V74L33 73V75H34L35 78H34L31 74L29 75V74L27 73ZM32 71H33V72H32ZM44 71H49V72H51L52 75H54V76L57 77V78L53 77V76L50 75V73H48V72H47V73H48V76H46L47 73L45 74ZM72 71H74V72H72ZM78 71H80L79 73L81 74L82 77L85 75V78H86V79H85V78H82L81 76H78V75H80L79 73L77 74ZM81 71L83 72V74H82ZM120 71H121L122 73H120ZM142 71H143V72H142ZM146 71H147V72H146ZM160 71H161V72H160ZM178 71H179L180 74L178 73ZM199 71H200V73H199ZM201 71H202V72H201ZM203 71H204V72H203ZM220 71H221V72H220ZM247 71H248V72H247ZM262 71H263V72H262ZM37 72H38L39 74H38ZM66 72H67V73L69 72L68 75L71 73V74H74V76H75V72H76L75 80H73V78H74L73 75H69V76H68V75L66 74ZM125 72H126L128 75L123 76V75L126 74ZM134 72H135V73H134ZM141 72H142V75H143V76L146 75L147 77L144 76V78H143L142 75L140 76ZM148 72H149V74L147 75ZM159 72H160V73H159ZM165 72H166V73H165ZM175 72H176L177 75L179 74L180 76H177V75L175 74ZM212 72H213V73H212ZM223 72H224V74H222ZM34 73H35V74H34ZM41 73H42V76H41ZM129 73H130V76H129ZM137 73H138V75H137L138 78L135 76V77H136V80L133 81V80L135 79L133 76L136 75ZM164 73H165V75H164L165 77H166V74H167V73H168L167 75H169L170 73H172V74L174 73L173 75L170 76L171 78L174 76V78L171 79V78L168 76V77H169V78L167 77L168 81L164 79V82H163L162 77H164V76H163ZM202 73L205 74V75H204V76H205L204 79H203V76H202L203 74H202ZM225 73H226V74H225ZM239 73H240V72H239ZM249 73H251V74H249ZM260 73H261V74H260ZM262 73H263V75H262ZM2 74H5V75H2ZM27 74H28L29 76H28ZM44 74H45V75H44ZM61 74H62V76H64V77L60 76ZM65 74H66V76H67L66 78H65ZM112 74L115 75V77H114ZM117 74H118V75H117ZM120 74H122L123 78H122V76H121V78H120V76H119ZM132 74H133V75H132ZM161 74H162V76H161ZM213 74H214V75H213ZM228 74H230V76H229ZM235 74H236V77H237V78H238V77H240V78L237 80V82L231 84V83L228 82V81H229L231 78H235V79H236V77H234ZM247 74H249V75H251V76H249V75H247ZM22 75H23L24 77H22ZM38 75H40V76H38ZM93 75H94V74H93ZM131 75H132V77H131ZM151 75H152V76H151ZM175 75H176V76H175ZM182 75H183V76H182ZM233 75H234V76H233ZM252 75H253V76H252ZM256 75H257V76H256ZM260 75H262V76H260ZM11 76H12L13 79L10 78ZM13 76H14V77H15V76H16V77L18 76V77H21V78H18V77L16 78V77H15V78H16V79H15ZM43 76H44L46 79L43 80V78H42ZM49 76L52 77V80H51V77H49ZM72 76H73V78H72ZM77 76H78V77H77ZM86 76H87V77H86ZM90 76H92V75H90ZM118 76H119V77H118ZM149 76H150V79H151V77H152L153 80H152V79L149 80ZM187 76H189L190 78H191V77H195V78L190 79L189 77L187 78ZM196 76H197V77H196ZM206 76H207V77H206ZM208 76H209V77H208ZM228 76H229V78H228ZM248 76H249V77H248ZM258 76H259V77H258ZM29 77H32V78L30 79ZM38 77H39V78H38ZM48 77H49L50 79H48ZM69 77H70V79L72 78L71 80H73V82H74V83H72V87H74L75 90H76V89H79L78 86H80V85L77 84V81H80V79L82 78V79H81L82 82L80 81L82 84H81V86H80V89H79V90H76L77 92H76L74 89H72L71 85L69 84V83L72 82L71 80L68 79ZM80 77H81V78H80ZM116 77L119 78V79H125V81H127L126 84H125V83L122 84L121 80H120V82L118 83V85L115 84V81L117 82V80H115ZM128 77H129V78L131 77V79H129ZM141 77H142V80H144V81L141 80ZM155 77H157V78H155ZM159 77H160V78H159ZM175 77H177L178 79L175 78ZM211 77H212V78H211ZM217 77H218V78H217ZM7 78H8V79H7ZM22 78H23V79H22ZM28 78H29V79H28ZM40 78L42 79V81H44V83H45L46 85H47V83H49V80H51L50 83H52V84H51V85L48 84V85H47L48 87H47V86H45V84L41 81ZM63 78L66 79V80L64 81ZM76 78H77V79L80 78V79L77 80ZM87 78H88V79H87ZM89 78H90V79H89ZM100 78H101V77H100ZM126 78H128V79H126ZM132 78H134V79H132ZM145 78H146V79H145ZM154 78H155V79H154ZM185 78H187V79H186V82L183 81ZM197 78H198V79H197ZM200 78H201L202 80H201ZM224 78H225V79H224ZM14 79H15V80H14ZM17 79L20 80V81H17ZM27 79H28V80H27ZM39 79H40V80H39ZM47 79H48V80H47ZM53 79H54V80H53ZM58 79H59L60 81L54 82V83L57 84L58 86H57V85H54V84H53V81H56V80H58ZM84 79L86 80V83H84V81H85ZM91 79H92V80H91ZM137 79H138V80L140 79L141 81H137ZM147 79H148L149 81H148ZM170 79H171V81H170ZM182 79H183V80H182ZM208 79H209V80H208ZM216 79H217V80H216ZM222 79H224V80H228V81H225L226 85H228V86L226 87V85H225V88H224V87H223V88H220V87H219L220 89H218V87L216 86L217 88H215V83H216V81L220 82V81H222ZM240 79H241V82H240ZM21 80H22V83H23L22 85H23V86H27V84H29V85H28L29 87L27 86V88H26V87L24 88L23 86H21ZM24 80H25V81L27 80L29 83H28L27 81L25 82ZM30 80L35 81V82H38V83H35V82H34V85H33V84H32L33 82H30ZM36 80H37V81H36ZM45 80H46V82H45ZM76 80H77V81H76ZM89 80H91V82H90ZM113 80H115V81H113ZM131 80L133 81V83H136V84H135L136 86L133 85V83H132V84H129V85H131V87H127V84L130 83ZM156 80H159V81H156ZM173 80H174V81L177 80V81H175L176 83L173 82ZM196 80H198L199 82L196 83ZM211 80H212V81L214 80L213 82H215V83L211 82ZM219 80H220V81H219ZM40 81H41V82H40ZM47 81H48V82H47ZM66 81H67V82H66ZM75 81H76V82H75ZM110 81H111V85L114 84L115 87H116V86L120 87V85H122V86L124 85V86H123L124 88L121 86L123 90H121V88H119V90H118V87H116V88H117V91L115 90L116 92H115V94H114L113 91H114V89H116V88L113 87V86L110 87V86H111V85L109 84ZM112 81H113V82H112ZM118 81H119V80H118ZM146 81H148V82H146ZM150 81H151V82H154V83H151V84H153V85L151 86V84H147V85H149V86H147L146 83H149ZM155 81H156V82H155ZM160 81H161V82H160ZM165 81H166V82H172L173 85H175V86L178 85V86L183 87V88H182V91H184V92H180V91H181V87H178V86H177L178 88H177V90H176V89H175V86H173L172 83H171V84L169 83V84H170V85H169V88L172 87L171 89H172L173 91H176V92H173L172 90L167 89V86H166V87L163 86V87L165 88V89H164V88L161 87L160 85L166 83ZM178 81H179V82H178ZM181 81H182V82H181ZM188 81H190V82H188ZM194 81H195L196 84L194 83ZM201 81H203V83H200ZM15 82H16V83H15ZM17 82H19V83H17ZM39 82L41 83L42 86L40 85ZM63 82H64V86H63ZM65 82H66V83H65ZM68 82H69V83H68ZM87 82L90 83L91 85L88 84ZM95 82H96V83H95ZM98 82H99V83H98ZM103 82H105L107 85H105V83H103ZM123 82H124V81H123ZM140 82H141L142 84H141ZM143 82H144V83H143ZM177 82H178V84H177ZM183 82H184V83H187V82H188V83H187V84H184ZM205 82H206L207 84H206ZM222 82H223V81H222ZM248 82H249V81H248ZM25 83H26V84H25ZM30 83H31L32 85H31ZM75 83H76L77 85H76ZM102 83H103V85H102ZM112 83H113V84H112ZM139 83H140L141 85H140ZM155 83H156V85H155ZM157 83H159V84H157ZM174 83H175V84H174ZM193 83H194V84H193ZM209 83H210V84H209ZM211 83H212V84H211ZM223 83H224V82H223ZM227 83H228V84H227ZM18 84H19L22 88H21L20 86H18ZM35 84H36V85H35ZM59 84H60V85L62 84V86H60ZM66 84H67V89H66V86H65ZM68 84H69V85H68ZM73 84H74L75 86H73ZM85 84H86V85H85ZM94 84H96V85L99 84L98 86H99V87L101 86V87H100L101 90L104 89L105 93H104V91L102 90L101 92L104 93V94H102V93L100 92V90H99L100 88L97 86L98 88L95 87V90H96V91L98 90V92L101 94V96H99V93L97 92V93H98V96H97V95H96L97 93H95L96 91H94V89H93V88H94ZM119 84H120V85H119ZM137 84L140 85V86H139V89H137V88H138V87H137V86H138ZM144 84H145L146 86L143 87ZM176 84H177V85H176ZM179 84H180V85H179ZM183 84H184V85H183ZM204 84H205V86H204ZM217 84H218V83H217ZM234 84H235V85H234ZM2 85H3V87H2ZM30 85H31V86H30ZM53 85H54V88H55V89H56V86H57L58 89H59V88L62 89V87H63V88L65 87L64 89L66 90V92L64 91V89H63V90L59 89V91H58V89L55 90L53 87H52V88H53V89H52L51 86H53ZM82 85H85V86L90 85L91 88L88 87V86H87V87L90 88V89H88L87 87H84V86H83V87H84V88H83ZM96 85H95V86H96ZM104 85H105L106 87H105ZM109 85H110V86H109ZM125 85H126V86H125ZM129 85H128V86H129ZM157 85H158V87H157ZM171 85H172V86H171ZM193 85H194V86H193ZM202 85H203V86H202ZM236 85H237V86H236ZM6 86H7V88H6ZM13 86H12V88H13ZM36 86H38V88H37ZM59 86H60V87H59ZM92 86H93V87H92ZM103 86H104L105 88H104ZM108 86H109V87H108ZM141 86H142L143 90H142ZM150 86H151V87H150ZM185 86H187V88H185ZM188 86H191L190 88H198V89H196V90H197V92H199V93H196L195 91H192V92H195V94L192 93V95H195L194 98H195V99L197 98L195 101L193 100L194 98H193L191 95H189L190 97L188 96L190 99H188V97H186L187 99L185 98V96H187V94H189L190 91H191L190 89H188V88H189ZM196 86H197V87H196ZM201 86H202V87H201ZM208 86H210V87H208ZM213 86H214V87H213ZM230 86H231V87H230ZM1 87H2V88H1ZM70 87H71V89H70ZM102 87H103V88H102ZM107 87H108V90L111 88L110 90H111L112 93H113V94H112V93L110 92V93H111V96H110V97L107 96V93H109V91L107 90L108 92H106V90H105ZM125 87H127V88H125ZM133 87H134V88H133ZM145 87H146V88L148 87V90H149V88H151L150 90H153V91H150V90L148 91V90H146ZM156 87H157V88H156ZM160 87H161V89H160ZM199 87H200V88H199ZM206 87H208V89H207ZM211 87H212V88H211ZM241 87H242V88H241ZM19 88H21L22 90H21V89L18 90ZM40 88H41V90H40ZM42 88H43V89H44V88H48V89L50 88L51 90H50V89H49V90L47 89V91H46V89L43 90ZM81 88H83L84 91H85V88H86V92H87V89H88L89 92H90L91 90H93V92H94L95 94H93V93H92V94L89 93V94H91V95H93V96L95 95V96H94L95 99H94V97L91 96V95H90V96H91V98H90L89 95L86 94L85 92H84V93H85V94H84V93H83V90H81ZM113 88H114V89H113ZM128 88H129V90H130V88H131L132 90L129 91ZM135 88H136V89H135ZM144 88H145V89H144ZM173 88H174V89H173ZM179 88H180V89H179ZM184 88L187 89V90L185 91ZM202 88H203V89H202ZM253 88H254V89H253ZM68 89H69V91H70L69 93H68V91H67ZM159 89H160V90H159ZM163 89H164V91H163ZM166 89H167V90H166ZM183 89H184V90H183ZM199 89H202V90L199 91ZM211 89H212L213 91H212ZM214 89H215V90H214ZM217 89H218V90H217ZM227 89H228V90H227ZM9 90H10V92H9ZM17 90H18V91H17ZM53 90L56 91L57 93H55ZM60 90H61L62 92L64 91V92H65V93L63 92L64 94H67V95L69 94V95H68V96H67V95H61L62 92H61ZM73 90H74V92H73ZM80 90H81V91H80ZM127 90H128V91H127ZM134 90H135V91H134ZM136 90H137L138 92H137ZM139 90H140V91H139ZM154 90H155V92H154ZM156 90H158V93H157ZM161 90H162L163 92H165L166 94L160 92ZM188 90H190V91H188ZM192 90H195V89H192ZM206 90H207V91H206ZM208 90H210V93L212 92V93H211L212 96H211V95L208 96V94H210ZM219 90H220V91H219ZM222 90H223V91H222ZM231 90H232V92H234L235 90H237V92H234L233 95H232ZM233 90H234V91H233ZM12 91H13V93L11 94ZM42 91H43V93L47 92V93H45V94H46V97H45V98L43 97V96H45V94H43ZM44 91H45V92H44ZM51 91L53 92V95H51V98H52V97L55 98V97L57 96L55 100L52 98L53 101H50L51 98L49 97V96H50L49 93L52 94ZM78 91L82 93V94H81L82 96L80 95V93H79ZM118 91H119V92H118ZM121 91H122V92H121ZM166 91H167L168 93L170 92V94H168ZM178 91H179V92H178ZM214 91H215V92H214ZM217 91H219V92H217ZM225 91H226V92H225ZM2 92H3V93H2ZM5 92H6V95H5L6 97L8 96L9 93H10L9 95H12V97H11V96H8V98H7L8 100L6 99V97H4L8 102H7L4 98H2L3 95L5 94ZM7 92H8V93H7ZM32 92H30V93H32ZM40 92H41V95L43 94L42 97H43L44 99L47 98V99H50V100H49V101H47V99H46V100H40V99H43V98L41 97V95L39 94ZM58 92H60V95H59V96H60V97L62 96V97H61V100H59L60 97L58 96V94H59ZM72 92H73V93H72ZM75 92H76L77 94H75ZM91 92H92V91H91ZM117 92H118L120 95H119V94H116ZM123 92L126 94V96H125V94H123ZM135 92H136V93H135ZM149 92H150V93H149ZM185 92H187V93H185ZM223 92H224L225 94H224ZM227 92H228V93H227ZM230 92H231V93H230ZM256 92L258 93L257 95H255ZM54 93H55L56 95H55ZM145 93H144V94H145ZM175 93H179V94L182 93V97H181V99H180V100H181L180 102H179V101H176L175 99H174V100L172 99V98L174 97V94H175ZM205 93H206L207 95H206ZM213 93H215V94L213 95ZM235 93H237L238 95L235 94ZM245 93H246V92H244V94H245ZM1 94H2V95H1ZM13 94H14V96L16 95V98L13 97ZM36 94H37V95H36ZM121 94H123L122 97H121ZM127 94H128V95H127ZM134 94H135V95H134ZM158 94H159V95L161 94V95L164 96V97L162 98V96H161V95L159 96ZM163 94H165V95H163ZM167 94H168L169 96H168ZM171 94H172L173 97H171ZM223 94H224V96H223L224 98L221 99V100H222V101H221V100H219V99H220L219 97L222 98V95H223ZM226 94H227V95H226ZM252 94H254L255 96L252 95ZM39 95H40V96H39ZM70 95H71L72 97H70ZM73 95H74V96H73ZM84 95H85V96H84ZM115 95H117V96L115 97ZM152 95H153V96H152ZM166 95H167V96H166ZM197 95L199 96V98H198ZM200 95H201V96H200ZM205 95H206V96H205ZM215 95H216L217 97H218V96H219V97H218V98H217V97H214ZM228 95H229L230 97H228ZM251 95H252V96H251ZM258 95L261 96L262 98L259 97ZM34 96H38V97H34ZM54 96H55V97H54ZM63 96H65V99H63ZM75 96H76V97H75ZM80 96H81L82 101H80L81 99H80L79 101H76L77 99L80 98ZM103 96H104V99H102ZM105 96L108 97V98L106 97L108 100L105 98ZM118 96H120V97H118ZM138 96H139V95H138ZM158 96H159V97H158ZM179 96H180V95H179ZM210 96H211V97H210ZM232 96H233V98H231ZM238 96H239L240 98H239ZM68 97H70L71 99L69 98V100H68ZM74 97H75V98H74ZM77 97H78V98H77ZM83 97H84V98H83ZM87 97L90 98L91 100H90V99L86 100ZM96 97H97V98H96ZM111 97H112L113 99H112ZM153 97H154V98H153ZM160 97H161V98H160ZM167 97H170V98H167ZM200 97H202V98H204V99L201 98V100H200ZM209 97H210V98H209ZM212 97H213L214 99H213ZM235 97H236V98H235ZM14 98H15V99H14ZM19 98H20L21 100H19ZM58 98H59V99H58ZM66 98H67V101H66V102L63 101V100H66ZM72 98L74 99V101H72V100H73ZM85 98H86V99H85ZM92 98H93V99H92ZM110 98H111V99H110ZM116 98L120 99V101H122V102H118V101H116V100H118V99H116ZM124 98H125L126 100H125ZM156 98H158V99L156 100ZM191 98H192V99H191ZM225 98H227V99H226V101L224 102V99H225ZM228 98H229V100H228ZM230 98H231V100H232V99H233V100L230 101ZM234 98H235V99H234ZM252 98H254L255 100L252 99ZM256 98H259V100L256 99ZM260 98H261V99H260ZM2 99H3V100H2ZM12 99H13V100H12ZM16 99H17V100H16ZM32 99L34 100V104L31 103V102H33ZM57 99H58L59 101H62V102L59 103ZM75 99H76V100H75ZM84 99H85V101H84ZM96 99H98V100L100 99L101 103H104L103 106H104L105 109L103 108V109L101 110V108H102L103 106L101 105V103H98V105H97V101H96ZM105 99H106V101H108V103H109V99H110V101L112 100V101L109 103L111 106L108 105V103L105 101ZM114 99H116V100H114ZM153 99H154V100H153ZM168 99L171 101L172 104L170 103V101H169V102L167 101ZM185 99L188 100V101H187V103H188L187 105H186V102H184ZM198 99L201 101L202 104H200V102H197ZM212 99H213V101H212ZM216 99H218V102H216V101H217ZM240 99H241V100H240ZM248 99H250L251 101H249ZM4 100H5L6 102H5ZM15 100H16V101H15ZM56 100H57V102H56ZM70 100H71V102H72V105L70 104L71 102H68V101H70ZM92 100H93V101H92ZM94 100H95V104H94ZM102 100H103L104 102H102ZM159 100H160V101L162 100V102H161L162 106H161V107H160V105H159V104H160ZM165 100H166V101H165ZM172 100H173L174 102H172ZM199 100H198V101H199ZM207 100H208L209 102H208ZM215 100H216V101H215ZM227 100H228V101H227ZM2 101H3L4 103H2ZM13 101H14V102H13ZM42 101H43V103H42ZM45 101H46V103H47L48 105H49V102H53V103L50 104V106H52V104H53V106H55L54 108H56L57 110L54 109L53 106L50 107V108L47 110V107H49V106L46 105ZM75 101L78 102V105L80 104L83 108L80 107V105H79V107L76 106V102H75ZM89 101H90V102H89ZM100 101H98V102H100ZM152 101H153V102H152ZM163 101H164V102H163ZM193 101H194V102H193ZM219 101H221V102L219 103ZM256 101H257V105H256V103H255ZM262 101H263V102H262ZM64 102H65L66 104H65ZM74 102H75V103H74ZM83 102H84V103H83ZM92 102H93V103H92ZM113 102H114V103H113ZM150 102H151V104H152L153 106H157V107H153V106H151ZM155 102H156L159 106H158L157 104H154ZM166 102H168V104H167ZM183 102H184V103H183ZM190 102H191V104H189ZM195 102H197V103L194 104ZM204 102H205V103H204ZM211 102H215V104H216V103H219V106H218V104L215 105L214 103H211ZM222 102H223V103H222ZM227 102L230 103V104H228ZM251 102H252V104H249V103H251ZM253 102H254V104H253ZM259 102H260V103H259ZM8 103H9V104H8ZM56 103H58V104H56ZM62 103H63V104H62ZM68 103H69V104H68ZM82 103H83V104H82ZM90 103H91V104H94V105L91 106ZM117 103H118V104H117ZM163 103H165V106H163ZM174 103H175V104H174ZM182 103H183V104H182ZM192 103H193V104H192ZM207 103H208V104H207ZM246 103H247V102H246ZM41 104H42L43 107L41 106ZM64 104H65L66 106H68V105L70 106V108H69L70 111H69V109H68L69 106L66 107V106H64ZM85 104H87V105H89V106H87V105H85ZM99 104H100V105H99ZM116 104H117V105H116ZM119 104L122 105V106H120ZM149 104H150V105H149ZM169 104H171V105L169 106ZM181 104H182V105H181ZM197 104H198V106L203 105V106H201L202 108L199 107V108H200L199 111H197V110H198V106H197ZM199 104H200V105H199ZM206 104H207V105L210 104L209 107H207ZM213 104H214V105H213ZM221 104H222V105H221ZM226 104H227V105H226ZM38 105L41 106V111H40ZM61 105H63V106H61ZM74 105H75V106H74ZM84 105L87 106V108H86ZM167 105H168L169 107H168ZM179 105H180V107H179ZM188 105H190V106L187 107ZM195 105H196V106H195ZM248 105L246 104V106H248ZM44 106H46V107H44ZM56 106H57L58 108H60V109H58ZM73 106H74V108L72 109L71 107H73ZM95 106H96V107L99 106L98 109H96ZM101 106H102V107H101ZM105 106H106V107H105ZM116 106H117V107H116ZM150 106H151V107H150ZM166 106H167V107H166ZM181 106H184V107H183L184 109L181 108ZM205 106H206V107H205ZM210 106H213V107L215 106V107L213 108V107H210ZM220 106H221V107H220ZM251 106H248V109H249V108H250V109L253 108V110H255V111H252V112H253L254 114H256V109H254V107L251 108ZM30 107H31V108H30ZM35 107H36V108L38 107L37 111H36V109H35V111H36L37 114H35V112L33 111ZM61 107H62V108H61ZM63 107H64V109H65V107H66L67 110L64 111ZM84 107H85V108H84ZM88 107H89V108H88ZM90 107H91V108L93 107V110H94V107H95V110H96V111H94V113H93V111H92V109H91ZM112 107H113V109H111ZM152 107L154 108V109H153V110H154L153 112H151V111H152ZM158 107H159V108H158ZM163 107H164V110H162ZM177 107H178V108H177ZM185 107H187V108H185ZM15 108H16V109H15ZM42 108H43V109H42ZM44 108H46V109H44ZM51 108H53L52 110H53L54 112H55V111H56V112H55V113L52 112V110H50ZM78 108H80V109L82 108V111H83L84 109H86V110L89 111V109H90L91 113H90V112H87L86 110H84V111H86V112L83 111L84 113H90V114H88V115L84 114V115L86 116L85 119L77 120V123L72 124V123H74V121H76V119H79V118H77V117L84 116V115H83V112H82L80 109H78ZM99 108H100V110H99ZM106 108H107V109H106ZM108 108H109V110H108ZM156 108H158L160 111H159L158 109L156 110ZM166 108H167V109H166ZM168 108H169V109H168ZM173 108H174V109L176 108V110H175L176 112L173 111V110H174ZM179 108H181V109H180L181 111L179 110ZM203 108H204V109H203ZM227 108H228V109H227ZM14 109H15V111H16L17 113L14 111ZM20 109H23L24 112H25V110H29V109H30L29 111L31 112V110H32L33 113H32V112H31V113H29V112H25V116H26V117H25V116L23 115V114H24L23 110H20ZM144 109H145V111H144ZM177 109H178V113H177ZM186 109H187V110H186ZM188 109H189V110H188ZM201 109H202V110H201ZM212 109H213V110H212ZM49 110H50L51 114H56V113H57L58 115H57V114H56V116H55V115H51L49 112H46L45 114H47V115H45L44 112H45V111H49ZM72 110H74V113H77V112L79 113V114H77L76 119H75V117H74L76 114L73 113V116H72V112H73ZM78 110H79V111H78ZM104 110H105V111H104ZM107 110H108V111H107ZM147 110H148V111H147ZM155 110H156V111H155ZM165 110H166V112H165ZM9 111H11L13 114H12L11 112H9ZM19 111H20V112H19ZM21 111H22L23 113H22ZM57 111H58V112L60 111V113H58ZM63 111H64V112H67L68 114H67V113H64ZM76 111H77V112H76ZM106 111H107L108 113H107ZM146 111H147V112H146ZM161 111H162V113H161ZM195 111H196V112H195ZM228 111H229V112H228ZM3 112H2V113H3ZM14 112H15V113H14ZM18 112H19V115H18V116L20 117V114H21L25 119H27V118H28V115L31 114V116L29 115V118L31 117V121H30V122H31V125H30L31 127L29 126L30 122H28L29 124L26 123L27 120H30L29 118H28L26 121H24V120L22 119V118H23L22 116L20 117V118H21L20 120L18 119V116L16 117L15 114H18ZM40 112L42 113L43 116L45 115V116H47L48 118H49L50 115H51V117L54 116L55 121L52 120L53 118L51 119V117H50V118L48 119V121H47V120H46L47 117L45 118V116H44L45 120H43L44 118L39 114ZM62 112H63V114H61ZM69 112H70V113H69ZM97 112H98V113H97ZM104 112H105V113H104ZM135 112H137V111H134V113L131 114V115H132V116L135 115V114H136ZM173 112L176 113V114H175L176 116L178 115L177 118H178V117L182 118V116H183V117L185 116V120H184V121L180 119V120H181V123L183 122V123H182L183 125L179 122V121H180L179 119L176 120V116L173 115V114H174ZM180 112H181V113L184 112L185 114L183 113V114L181 115ZM186 112H187V113H186ZM199 112H200V113H199ZM201 112H202V113H201ZM252 112H251V113H252ZM10 113H11L12 115H11ZM26 113H27L28 115H26ZM80 113H82V115H81ZM95 113L98 114V115H95ZM168 113H167V115H170V114H168ZM38 114H39V115H38ZM59 114H61V115H63V116H65V114H67V115L65 116V122L62 120V119H64V118L60 119L61 116H60ZM91 114H92V115L94 114L93 116H95V117H93ZM102 114L104 115V117L102 116ZM106 114H107V115H106ZM3 115H4V116H3ZM13 115H14V116H13ZM36 115H37V116H36ZM48 115H49V116H48ZM69 115H70V116H69ZM80 115H81V116H80ZM90 115L92 116V118H91V117H88V116H90ZM109 115H110V114H109ZM199 115H201V118L199 117ZM213 115L215 116L216 114L213 113L212 115H210L211 118H210V117H209V118L212 119V120L214 119V121H216ZM9 116H10V117H9ZM12 116H13V117H12ZM34 116H36V117H34ZM38 116H40L41 118L38 117ZM58 116H60V117H59V119L57 120ZM85 116H84V117H85ZM96 116H97V117H96ZM101 116H102V118H101ZM202 116H203V117H202ZM69 117H70V119H69ZM73 117H74V118H73ZM98 117H99L100 119H99ZM204 117H205V118H204ZM215 117L218 119L219 115H216ZM9 118H10L11 120H10ZM12 118H13V119H12ZM66 118H67V119H66ZM71 118H72L73 120H72ZM90 118H91V120L94 119V121H93V120L91 121ZM96 118H98L99 120H97V121L95 122ZM196 118H197V119H196ZM199 118H200V119H199ZM202 118H203V119H202ZM17 119H18V122L20 121V122H19L20 124L18 123L20 126L17 125V123H16V120H17ZM32 119H33V120H32ZM68 119H69L70 121H69ZM74 119H75V120H74ZM101 119H102V121H101ZM50 120H51V121H50ZM56 120L58 121V123H57ZM61 120H62V123H61ZM67 120H68L69 122H68ZM86 120H88V123H87V125H86V124H84V125H85V126H88V127L90 126V127L88 128V132H87V128H86V127L84 128V125H83L84 122H87ZM8 121H9V122H8ZM13 121H15V122H13ZM21 121H22V122H21ZM23 121H24V123H25V125L23 124V126H24L26 129L23 128V127H22V129H21V126H22ZM45 121H46V123H45ZM53 121H54V122H53ZM71 121H72V123H71ZM90 121H91V122H90ZM176 121H178L179 124H177L178 122H176ZM229 121H230V120H229ZM229 121H228V124H229ZM10 122H11V123H10ZM12 122H13V123H12ZM32 122L35 123V125L32 124ZM40 122H41V121H40ZM47 122H48V123H47ZM52 122H53V123L56 122L57 125L54 124V127H55V125H56L57 128H58V125L61 123V125H59V129H60V131H61V130H62V131H63V130H65V131H69V130H70V132H71V133H69L70 136H67L68 133L65 132V131H63V135H64V136H63V135L61 136V135H60V131H59V133H58V130H59V129L57 130V129H55L56 127L54 128L53 126H51V128H50L49 126H50V123H51V125L53 124ZM63 122H64V124H66V125H67V123H69L68 126H69L70 123H71L72 126L70 125V127L65 128V127H67V126H66V125H65V126L63 125V126H64V127H63V126H62ZM82 122H83V123H82ZM94 122H95V124H92V123H94ZM97 122H98V123H97ZM100 122H101V123H100ZM204 122H203V123H204ZM235 122H236L235 119H234V120L231 119V121H230L231 124H232V123H235ZM8 123H9V124H8ZM78 123H79V126L76 125V124H78ZM81 123H82V124H81ZM90 123H91V124H90ZM10 124H11L12 126H13V124H16L17 127L19 126L18 131H16V130H17L16 127H15L16 129L13 130V127L11 126V127H12V129H11ZM26 124H28V125H27V126L29 127L28 130H29V131L32 130L34 133L36 132V126H38V127H37V132H36L35 134H39V135H35L33 132H32V133L29 132V131L27 130L28 127L26 126ZM37 124H38V125H37ZM39 124H40V125H39ZM96 124H97V126H98V125H99V126L97 127ZM231 124L228 125V127L230 126V128L232 129V128L235 127V126L232 125L233 127H231ZM8 125H9V126H8ZM75 125H76L78 128L81 127V128H79V129H80V132L78 131L79 129H78ZM80 125H82V126H80ZM115 125H116V124H115ZM174 125H175V126H174ZM4 126H5V127H4ZM14 126H15V125H14ZM32 126H33V127H32ZM60 126H61V127H60ZM73 126L76 127L77 129H75ZM173 126H174V127H173ZM2 127H3L4 129H6V127H7V128L9 127V128L6 129V130H4ZM71 127H72V128H71ZM82 127H83V128H82ZM92 127H93V128H92ZM151 127H153V128H151ZM33 128H34V130H33ZM69 128H70V129H69ZM73 128L75 129V131L77 130V132H79V134H78V133H73L74 135H72V132H73L74 130L72 131L71 129H73ZM90 128H91V129H90ZM154 128H156V130H155ZM163 128H164V129H163ZM176 128H175V129H176ZM237 128H238V127H237ZM237 128H236V129H237ZM19 129H20V130H19ZM24 129H25V132H27V133H29V134L31 133V135L33 136V138H36L37 140L34 139V141H33V140L31 141V136H29V134L23 132ZM51 129H52V130H51ZM54 129H55L56 131H55ZM148 129H149V128H148ZM148 129L145 130L146 133L149 132ZM153 129H154V130H153ZM233 129H235V128H233ZM1 130H2V131H1ZM7 130H8V131H7ZM11 130H13V131H11ZM21 130H22V132H21ZM26 130H27V131H26ZM90 130H91V131H90ZM95 130H96V129H93V132H94ZM3 131H6V133H8V132H9V133H10V132H13L14 135H12V133H10L11 136L8 135L9 133L5 135V133H4ZM15 131H16V133H15ZM52 131L55 132V133H53ZM62 131H61V132H62ZM75 131H74V132H75ZM81 131H82L83 133H82ZM84 131H85L86 133H85ZM159 131H160V132H159ZM228 131H230V129L227 130V132H228ZM39 132H41V133H39ZM51 132H52L53 135H52V134L50 135ZM64 132L67 133V134L65 135ZM163 132H164V133H163ZM227 132H226V131L224 132V134H226V136H227V134H229V133H227ZM17 133H20V134L18 135ZM24 133H25V134H24ZM57 133H58L59 135H57ZM81 133H82V135H81ZM89 133H90V134H89ZM140 133H143V134H144V131H143V132H140ZM3 134H4V135H3ZM15 134H16V137H18V138L15 137ZM26 134H27L28 136H27ZM33 134H34L35 136H34ZM40 134H41V135H40ZM75 134H76V135H75ZM83 134H84V135H83ZM143 134H142V135H143ZM160 134H158V136L162 137ZM7 135H8V136H7ZM17 135H18V136H17ZM22 135H23V137H22ZM80 135H81V136H80ZM85 135H86V136H85ZM139 135H141V134H139ZM12 136L14 137V139H16V140H14V141H17L18 143H16V142L13 143V138H11ZM20 136H21V137H20ZM65 136H66V137H65ZM73 136H74V138H73ZM76 136H77V138H76ZM82 136H83V138H85V139L82 140ZM8 137H10V138L12 139V141H11V139H10V141H11L12 143L9 141V138H8ZM28 137H29V138H28ZM69 137L72 139V141H70V142H69V140H70ZM21 138H22V139H21ZM33 138H32V139H33ZM79 138L81 139V142H80ZM157 138H159V137H157ZM256 138H257V140H258V142H259V139H260V141H261V138H262V137H261V136H258V137H256ZM19 139L22 140L20 143H19V141H20ZM27 139H30V141H28ZM77 139H78L79 141H78ZM246 139H247V140H246ZM246 139H244V142H245V143H246V142H247V144H251V143H252V140H251L250 138H246ZM25 140H26V141H25ZM35 140H36V141H35ZM54 140H57V138H55ZM75 140H76V141H75ZM149 140H150V139H148V140H146V141L149 143L152 139H151L150 141H149ZM23 141H24V142H23ZM66 141H67V142H66ZM73 141H75V142L78 141V142H77V143H75V142L73 143ZM146 141H143V142H141L140 144L138 143L139 145H138V144L136 145V148H137V149L134 148V150H133L132 152L129 153L131 156H133L132 154H135L132 158H135V156L138 157V156L141 154L140 151L143 150L144 147H145V144H147ZM202 141H203V140H202ZM202 141L198 144V146H200L201 144H203ZM33 142L36 143V144H34ZM152 142H153V141H152ZM152 142H150L149 144H151ZM204 142H205V140H204ZM219 142H220V141H219ZM4 143H6V144H4ZM8 143H9L10 146H8ZM21 143H22V144H21ZM31 143H32V144H31ZM39 143H38V145H39ZM71 143H72V144H71ZM143 143H144V144H143ZM12 144H14V145H12ZM30 144H31V146H30ZM142 144H143L144 146H140V145H142ZM237 144H238V143H237ZM4 145H5V147H4ZM11 145H12V147H11ZM26 145H27V146H26ZM32 145H33L34 148L32 147ZM34 145H35V146H34ZM38 145H37L36 149H34L33 151H35V150L38 149V147H39ZM40 145H41V144H40ZM72 145H73L74 147H71ZM75 145H77V146H75ZM0 146H1V145H0ZM22 146H21V148H22ZM203 146H204V148H205L206 145L204 144ZM6 147H7V149H6ZM8 147H9V148H8ZM30 147H31L32 149H31ZM138 147H139V148H138ZM193 147H194V146H192V148L189 149V152H191V149H192V150H193V149L195 150V148H196L197 146H195L194 148H193ZM21 148H20L19 151H21ZM25 148H24V151L22 150L23 153H22V151H21V153H22V154L20 153L21 156L18 155V154H19V151H18L17 154H15L13 151H11V153H14V154H11V153H10L9 155H12V156H10V157H9L8 155H7V157H5L6 154H5V156H4V154H2V155L0 154V162L2 163V164H0V165H1V166H0V178H1V174H2L3 172H5V170H4L5 168L8 167L7 169L9 170L10 167L12 168V166H13L14 168H12V169H10V170H18L19 168L21 169V170L19 169V170H20V174H19V177H18L19 179H17V180H20V181H19L20 183H21L22 180L25 182V181H27L31 176H34V174L38 175V172L40 173V170H41V172H43V170L45 171L46 169H48V170L51 169V168L54 169L56 166H58V163L60 162V161H58V160L55 162V160L57 159V158H56V155L58 156V153H59V152H57L56 155H55V158H56V159H54V155H52L53 157H50V158H49V159H51V161H52V158L54 159V160H53L54 162H50V163H52L53 165H51V167H50L49 164H48V165L45 164L46 167H43V166H44V161L46 160V157L42 156V157H43V160H42V159H41L42 157H39L41 153H40V151L37 150L38 152H37V154L35 155V158H36V156H38V159H37L38 161L35 160L37 163H36V162L33 163V162H31L29 159H27L29 156L26 155L27 152H25ZM28 148H30V149H28ZM140 148H143V149L140 150ZM72 149H73V150H72ZM1 150H0V153H2ZM76 150H75V151H76ZM135 150H136V151H135ZM138 150H139V153H138ZM4 151H3V152H4ZM250 151H251V152H250ZM29 152H28V153H29ZM141 152H142V151H141ZM193 152H194V151H193ZM193 152H192V153H193ZM247 152H248V153L250 152V154H251V159H252L253 162H260V161H261V158H259V154H260L259 152H256V153H255L254 151L252 152L251 149H248ZM4 153H7V152H4ZM24 153H25L26 156H28L27 158H26V156L24 157V155H23ZM28 153H27V154H28ZM30 153H32V151H31ZM137 153H138V154H137ZM174 153H175V152H174ZM174 153H173V154H174ZM179 153H180V152H179ZM179 153H178V151H176V153H175L174 155H172V156H173V157H172V160H173L174 157L176 158L177 155H178ZM252 153H253V154H252ZM254 153H255V155H254ZM38 154H39V155H38ZM66 154H67V153H66ZM86 154L89 155V153H86ZM129 154H127V155H129ZM257 154H258V155H257ZM13 155H14V156L16 155V158H13V157H14ZM17 155H18V157H17ZM130 155H129V157H131ZM137 155H138V156H137ZM181 155L183 156L182 153H180V155H178V156H181ZM256 155H257V156H256ZM1 156H2V158L4 157L5 160L8 159L9 161H12V162L10 163V162L7 160V164H5L6 161L4 160V162H3L2 160H3L4 158L2 159ZM19 156H20V157H19ZM255 156H256V158H255ZM22 157H24L25 159H27V160L30 161L31 163L28 162V161L25 160V159H24L23 161L20 160ZM253 157H254L256 160H254ZM6 158H7V159H6ZM9 158H11L12 160L9 159ZM18 158H20V159H18ZM125 158H126V159H124V157H122L119 161H122V160H123V161H124V160L128 161V156L125 155ZM132 158H131V159H132ZM162 158H163V157H162ZM188 158H189V157H188ZM257 158H258V160H257ZM16 159H17V160H16ZM22 159H23V158H22ZM186 159H187V158H186ZM39 160H40V161H39ZM41 160H42V162H41ZM161 160H162V159H161ZM175 160H176V163H178V162H179V161H178V160H179V157H177L176 159L173 160V163L175 164V167H177V164L175 163ZM184 160H185V159H184ZM259 160H260V161H259ZM15 161H16L17 163H14ZM18 161H19V162H18ZM21 161H22L23 163H22ZM119 161H118V162H119ZM123 161H122V162H123ZM126 161H124V163H125ZM177 161H178V162H177ZM180 161H181V160H180ZM8 162H9V163H8ZM26 162H27V163H26ZM122 162H119L118 164L121 165ZM13 163L15 164V166H14ZM21 163H22L23 165H22ZM40 163H42L43 166H42ZM56 163H57V164H56ZM124 163H123V164H124ZM173 163H172V164H173ZM4 164H5V165H4ZM11 164H12V165H11ZM20 164H21V165H20ZM26 164H27V166H25ZM118 164H117V165H118ZM123 164H122V165H123ZM125 164H127V162H126ZM174 164H173V166H174ZM2 165H3V166H2ZM6 165H7V167H6ZM8 165H9V166H8ZM19 165H20V166H19ZM40 165H41V167H39ZM160 165H161V164H160ZM4 166H5V168H4ZM18 166H19V167H18ZM31 166H32V167H31ZM48 166H49V168H47ZM114 166L116 167L115 164H114ZM125 166H126V165H125ZM251 166H252V165H251ZM251 166H250V167H251ZM15 167L18 168V169H15ZM160 167H161V166H158V169H160ZM1 168H2V169H1ZM38 168H39V169H38ZM43 168H44V169H43ZM26 169H27V170H26ZM52 169H51V170H52ZM56 169H58V168L56 167ZM56 169H55V170H56ZM28 170H29V172H28ZM1 171H2V172H1ZM24 171H25V172H24ZM37 171H38V172H37ZM160 171H164V169H162V167H161ZM178 171H179V169H176L174 172H175V173H179L180 171H179V172H178ZM256 171H257V170H256ZM256 171H254V172H256ZM261 171H263V170H261ZM259 172H260V169L258 170L257 173H259ZM21 173H22V174H21ZM25 173H26V174H25ZM158 173H159V172H158ZM158 173H157V174H154V177H155V175H158ZM189 173H190V172H189ZM161 174H163L162 177H161V178L158 177L157 180L155 179L156 177H155V178L153 177V178H154V183H156V184H160V185H161V182H162L161 180H162L163 177H165V175H166L165 172H163V173H161ZM22 176H23V177H22ZM151 178H152V177H151ZM26 179H27V180H26ZM160 179H161V180H160ZM155 180H156L157 182H156ZM257 180H258V179H257ZM257 180H255L257 184H262V183L264 184V177H263L262 182H260V179H259V181H257ZM23 181H22V182H23ZM139 181H140V179H139L137 182H139ZM142 181H143V180H142ZM142 181H140L139 184H142V183H143ZM19 182H17V184H18ZM258 182H259V183H258ZM213 183H214V182H213ZM213 183H212V185H213ZM15 185H16V184H15ZM15 185L12 186L11 190L8 191L9 193H8L7 196H10V197H11V195H12V191L15 190V189H13V187H15ZM16 187H17V186H16ZM261 188H262V187H261ZM197 192H198V191H197ZM10 193H11V194H10ZM262 193L264 194V188H263V192H262ZM262 193L260 194V196L262 195ZM130 194H131V192L128 191V194L125 196V198L129 199V198H130V196H129ZM201 195H202V196H201ZM4 196H6V195H4ZM7 196L4 197V198H3V197L0 198V201H1V203H2V204L0 203V212H3V210H5V208H2V207H5V204H4V203H6L5 201H7L6 198H10V197H7ZM260 196H259V197H260ZM175 197H177V198H175ZM179 197H180V195L178 194L177 196H174V199H176V200H180L181 197H180V198H179ZM200 197H203V194L200 193ZM259 197H258V198H259ZM182 198H183V197H182ZM260 198H262L261 200H263L264 195H263V197H260ZM2 199H3V200H2ZM115 204L117 205L118 203H115ZM227 211H228V209H226L224 212L226 213ZM130 212H131V213H130ZM130 212L128 211L129 214L127 213V215L130 216V215L133 213V210H131ZM222 214L224 215V213H222ZM0 216H1V215H0ZM220 216L223 217L221 214H220ZM68 217H69V216H68ZM1 227H2V226L0 225V230H1V229L6 230L5 228H3V227L1 228ZM3 230H1V231L3 232ZM174 230H176V229H174ZM185 230H186V229H185ZM232 230H235V229H232ZM232 232H233V231H232ZM4 233H5V231H4L2 234H4ZM210 235H211V239H210V237H208V236H209V233H208L207 236L205 235L206 237H204V238L202 239V240H204V242L202 241L204 244H208V245H209V247H207L206 251H209V252L212 251V252H214V251L217 250L218 252H214V253H217L218 255H219L220 251H223V252L220 253V256H221V257H224L225 259H228V258H227L228 256L231 257V256H232V252H233L232 247L227 246V245L225 244V242L223 243V245H220V244H222L224 237H222V238H223V239H222V238L219 236V237H218L219 239H218V238L215 237L214 235H212V234H210ZM212 236H214L215 238L212 237ZM207 237L209 238V241H210V242H208V240H207L208 238H207ZM212 239H213V240H212ZM215 239H217V240H215ZM221 239H222V242H221ZM211 240H212V241H211ZM213 241H215V243H214ZM205 242H206V243H205ZM207 242H208V243H207ZM216 242H219L220 244L217 243V244H218V245H217ZM209 243H210V244H209ZM213 244H215L216 246H215V245L213 246ZM210 245H211V246H210ZM212 246H213V247H212ZM217 246H218V247H217ZM220 246H221V247H220ZM222 246H224V247L222 248ZM210 247H211V249H208V248H210ZM214 247H215V249H213ZM226 247H227V248H226ZM228 247H229V248H228ZM237 247L240 248V250H244V249H243L242 247H240V246H237ZM217 248H218V249H217ZM212 249H213V250H212ZM226 249H228V250H227L228 252L226 251ZM231 249H232V250H231ZM219 250H220V251H219ZM229 250H230V251H229ZM224 251H225L226 253H225ZM230 252H231V253H230ZM229 253H230V254H229ZM222 255H223V256H222ZM226 256H227V257H226ZM254 260H255L254 262L257 263L258 260H257V259H254ZM256 260H257V261H256ZM212 263H213V261H212Z\"/></svg>",
	"mask_w": 264,
	"mask_h": 264
}]
</instances>
